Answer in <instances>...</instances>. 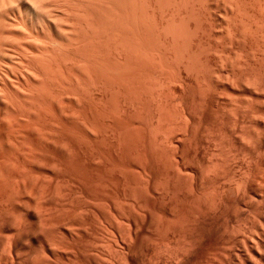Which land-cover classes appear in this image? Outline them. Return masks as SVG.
<instances>
[{
    "label": "rangeland",
    "instance_id": "374dc122",
    "mask_svg": "<svg viewBox=\"0 0 264 264\" xmlns=\"http://www.w3.org/2000/svg\"><path fill=\"white\" fill-rule=\"evenodd\" d=\"M68 1L69 0H66V3H68ZM74 1H77V2H74ZM81 1L71 0V1H69L68 4H69V6H71V8H73L75 5L76 9L73 8L72 11L75 9L74 11H76L75 12L76 14H77V9H78L77 6L80 7L81 12H84L83 11L84 9L87 10L86 11V13L88 12L87 14H89L91 12L90 13L91 15L90 14L88 15V17H91V18L90 19L88 18V21H87V18L85 20V18L83 16H81V15L85 16L86 14L85 13L81 14L80 12H78V13H80V14H78L79 19L81 16L84 20L83 21L81 19L79 22V24H80L83 21V23H81L79 26L82 28L78 27V29H77V33L79 32L77 38H79L81 36L80 37L81 40L78 39V41L74 40L75 43H72L73 41L71 43H69L71 47L69 46V44L64 45L65 47H63V45H61L63 48L60 45L51 46V48L53 47L52 48L53 51L51 52L52 55L53 56H56L59 54L60 55L58 56V58L57 57H53L54 59L52 58L53 62H54V64H53L54 67L51 64V66H50L51 69H49V71H47L48 73L46 71H43L45 75H43V72L40 73L41 75H43L40 77L44 78V79L39 78L40 80H43V86H42V81H41L40 85L38 84L35 87L32 86V87L36 88V90H33L34 88H31V86L29 87V86L25 85V82H23L22 88L20 86H18V88H21V90L15 88L18 91V93L21 95V96L19 95L20 97H18V99H14V98H17V96H18V93L16 90H13L10 88L11 91H13V93H12L10 91L9 87L7 88V86H6V88L2 87V89L4 88V91H2V89H1V91L3 93L6 92L5 94H3L0 91V96H1L0 101L2 100L0 102L1 103L0 104V118L2 120L4 119L3 121L0 119V125H1L0 126V130H1V132H0V134H1L0 135V137H1L0 138V145H1L0 146V148H1L0 149V157L2 156V158H0V190H1L0 196L3 195V197L0 198V201H1L0 203H2V204H0V206L2 205L0 207V211H1L0 212L1 213L0 219L3 218L5 213L9 212L10 210H14L15 207L16 208L20 207L19 208L20 212L28 211V209H29V208H27L28 205L30 206V208L32 207L33 210L30 209L31 211H35L34 210L35 205H37L38 209H40L39 205H38V201H37V204H34V203H36V200H38L35 196L36 194L34 193V190L37 189V187H38V188L44 189V190L49 189L47 191L53 192V189H54V191L57 192L58 195H55L56 194L55 192L53 193L54 195L53 194L52 195L55 198L57 196L56 201L58 202V200H59V202L57 203L55 201L56 205L58 204V206L56 208H54V209H56L55 211L53 209V211L55 213L52 210L51 211L49 210V212H51V215L48 212L49 215L54 216L55 219L59 218L58 221H59V223L61 222L60 225L62 224L61 229L63 227H65L62 230V232L66 231L67 233L70 234V236L74 235L75 232H77V233L74 235V237L73 236L70 237L69 234H67L66 232H65L66 235L63 233L64 236H66V239H65V237H63V239H64V241L62 240L63 244L61 242V244L63 246L62 245L58 246L60 248V250L58 249V247L57 248L52 247L51 251L53 253L51 251L48 252V250L45 248V246H44V249L40 246L41 245V243H39L40 241L44 245V239L40 240L41 239L40 238L41 236L39 235L40 233H37V231L31 232L33 230H29L31 228L34 229V227H35L34 224L38 225L37 222L32 221V223H31L30 222L31 220L28 221L29 219L23 218L24 220H22L23 222H22L21 229L19 227H18L19 229L16 227L18 230L16 228H14L13 230L12 229H10V230L13 231L14 233L18 232L19 233L18 235L19 236L21 235L22 237H23V235H26V233H25L26 230L29 231V234H32L33 236L30 235L27 237V235H26V237L28 239L24 238V239H26L25 241H24V239H22L24 243H20V244L21 245L24 244V245H22V247L24 246L23 248H25V247L27 248L30 246L28 250L32 249L31 252L32 251L35 252L34 253L35 255L33 256V252L30 255L31 252L29 253V251H28V253H27L26 249H24L26 252L20 251L21 249L18 250L19 252L16 251L15 253L13 251H11L14 254H12L11 252H7V248H8V245H10L9 244L10 241H7V239L9 240V238H7L6 236L9 237V235H8L9 233H7L6 231L3 232V229L1 227L0 228V241H2V243L0 242V264H11V263L12 264H32V262H34V264H36L37 259L38 258L40 259L42 257V255H45V256L47 255L46 258H48V260L49 259L52 260L51 262L56 263L58 260L59 261V262H57L58 264H60V262H61V264H65V263L66 264H111V262H112V264H114L113 262L117 259H119V260H117L115 264H118V262H120V264H122V263L123 264H139V263L140 264H142V263L146 264L148 260L155 258V257L156 258L158 257L157 259L159 260V258H161L160 255L164 256V259H166L165 261L170 262L169 264H171V263L173 264V262H176V264H181V263L182 264H185V263L190 264V262H191V264H224V263L226 264L225 260H227V259H228L227 264H230V263L231 264H234V263L237 264L236 262H238V264L239 263L242 264L243 263V259L241 258L242 256H240V253H238V251L235 250V248L236 249L238 248V246H236L235 240L239 241V243L241 244L242 241L247 240V238L249 240V238H256V236L258 237L259 236L258 230L256 231L254 228V224L256 225L255 222L256 221L258 222V218H256L255 216L258 217L259 215H262V214L264 215V201H263L264 200V188H263L264 187L263 186L264 185V128H263L264 127V123H263L264 122V101H263L264 100V96H263L264 95V80L262 81V79H264V74H263L264 73V68H263L264 67V62H263L264 61V53H262L260 51L262 49V51L264 52V49H263L264 48V41H262V40H264V0H245L246 2L244 0H243L244 2L242 0H234V1L233 0L232 1L231 0H226V1L225 0L224 1H222V0H199V1L196 0V2H195V0H194V2L192 0H190L191 3H190V1H186V0H183V1L182 0H146V1H144V0H110V1L109 0H107V1H105V0H97V1L92 0V2H89V0H87L89 5H90V6L87 5L88 7L85 6V3L88 4L87 1L86 2L82 1L81 4L82 5L84 4L83 7L85 6L86 8L81 7L82 5L80 6L79 3ZM93 1L96 3L94 4ZM202 1L204 2V4H202L203 3ZM235 1H237L236 4H235ZM100 2H102V3H100ZM228 2H229V4H228ZM73 3H74V5H73ZM91 3H93V4H91ZM143 3L144 4L146 3L148 5H146V4L143 5ZM239 3H242V4L240 5ZM98 4H100V5H98ZM101 4L103 5V8L100 7V6H102ZM231 4H233V5L231 6ZM55 5L57 7V4H55ZM91 5H94V6L91 7ZM97 5H98V7H96ZM104 5H107V6L104 7ZM227 5L228 6L230 5L231 7H228ZM234 5H235V8L233 7ZM145 6H147L146 8H148L147 10L144 9ZM90 7L92 9H95V7H96V9H98V10L97 11H95L96 9L92 10ZM101 8L103 10L105 8L108 14H106L105 10L101 11L102 10ZM228 8H232V9H228ZM56 10H57V8H56ZM80 10L78 9V11H80ZM192 10H193V13H192ZM224 10H227L226 11L227 14ZM237 10H238V12H237ZM98 11L101 14L97 13ZM144 11L145 12L148 11L147 12L148 18H146L147 13L145 14ZM242 11H244L245 15H244V13H242ZM102 12H104V13L102 14ZM236 12H237V14H235ZM240 12H241V15H240ZM93 13H96V14H93ZM105 14H106V16L104 17L103 15H105ZM242 14H243L244 18L242 16ZM93 15L95 16V18H96V16H98L96 20L94 19ZM225 16H227L226 18L229 21V23H228V21L225 20L226 19ZM231 16H233L234 18ZM236 16L238 19L236 18ZM85 17H87V15ZM100 17L103 18L101 20H103L104 22H107V23H104L103 21H101ZM240 17H241V19H240ZM104 18H105V20H104ZM145 18L148 20V22H146L147 20ZM230 19H232V20L230 21ZM90 20L93 22H90ZM235 20H238L237 22L239 24L240 23L242 24V22L244 21V25L242 24V26H240L241 25L240 24L239 25L240 27H239L238 23L236 25ZM112 21L114 23L116 21H118V22H116L115 23L116 25H115ZM119 21H121V22H119ZM223 21H225L227 24ZM85 22H87V23H85ZM94 22H95V24H97V26H95V24L93 25ZM99 22H101V23L98 24ZM143 22H145L146 25H144L145 23H143ZM120 23H121V27L119 26ZM223 23H225L227 26ZM117 24L119 27L117 26ZM232 25H234V26L236 25L235 26L236 28L233 27ZM245 25H246V27H245ZM163 26H164V28H163L164 30L162 28H160ZM228 26H229V28H228ZM98 27H99V29H100V27H103V28H101L99 30ZM165 27H166V29H165ZM223 27L225 28V30L223 29ZM104 28H106V29H104ZM156 28H157V31H156ZM167 28H168V30H170L169 33H168ZM247 28L249 30L252 29L251 30L252 32L249 33V30ZM117 29H118V31H117ZM122 29H124V31L127 33H124V31H122ZM141 29L144 31H141ZM146 29L149 31H146ZM158 29L161 30L162 32H159ZM94 30H96V32L94 34L91 33V32H94ZM119 30H120V33H119ZM231 30H232V32H231ZM240 30H242V31H240ZM81 31H83V32H81ZM98 31L99 32L101 31V32L99 33ZM117 32L121 35H118ZM244 32L249 33V34H246V36H242L243 34L245 35ZM159 33H160V35H157ZM161 33H163L164 35ZM252 33H253V35H251ZM85 34H86V36H85ZM96 34L99 37H97ZM126 34H128L129 36ZM226 34H227V36H225ZM240 34H242V35H240ZM100 35H102V36L100 37ZM142 35H144L146 38ZM172 35L174 36V38ZM229 35H232V38L236 36L235 38H233L235 41ZM247 35H249L250 38H249V36L247 38ZM255 35H256L257 39L259 38V40H258L259 43H256L258 41L255 39L256 38ZM126 36H127L128 41L126 40ZM137 36H140V37L142 36L141 38H143L145 40V43H144L143 39H141L142 43L140 40L139 45H138V41H139L140 37H138L139 38L138 39ZM251 36L254 38H252ZM120 37L122 40L120 39ZM180 37L184 38V39L181 40ZM186 37H187V39L189 37L190 40H187ZM237 37L238 38L240 37L238 39V41H237ZM100 38H101V40H100ZM133 38H136V39H133ZM225 38L227 39V41ZM147 39H149V40H147ZM178 39L183 44L186 41L187 43H185L183 46L188 45L187 49L188 50L190 49V51H188L186 49V47L184 48L181 45L180 41H178ZM246 39H247V41H246ZM250 39H251V41H249ZM86 40H87L88 44L86 43ZM124 40H126V41H124ZM242 40H244L245 43ZM254 40L256 42H254ZM121 41H123V42H121ZM189 41L190 42L192 41V44ZM260 41H261V43H260ZM118 42H120V43H118ZM148 42H149V44H148ZM227 42L228 43L231 42V43H233V45L235 44L234 47L231 46L232 45L231 43L229 45ZM237 42L239 43V45ZM251 42L253 44H251ZM262 42H263V44H262ZM85 43H86V45H84ZM117 43H118V45H117ZM135 43H137V44L135 45ZM140 43L142 46L144 44L147 47V50L145 49L146 47H143L140 49V47H141ZM146 43L149 47L146 45ZM107 44H108V46H105ZM119 44H120V46H119ZM122 44H123V47L121 48ZM126 44H127V48L130 47L129 49L125 48ZM227 44H228V46H227ZM236 44L238 46H236ZM72 45H73V48H72ZM116 45L119 46L121 49L119 47H116ZM133 45H135V49H133L134 48ZM256 45H258V46L260 45V47H258V46L255 47ZM92 46H94V47H92ZM104 46H105V48H104ZM181 46H182L183 50H181V48H180ZM190 46H192V47H190ZM229 46H231L230 49L228 48L230 51L227 49V47H229ZM242 46H246V47H242ZM66 47H70V48H66ZM136 47L137 48L139 47V50ZM240 47H242V48H240ZM57 48H59V49H57ZM65 48H66V50H65ZM74 48L77 50H75ZM81 48H83L82 50H84V49L85 50L82 51ZM88 48H90V49H88ZM191 48H194V49L191 50ZM224 48H226L227 50L226 49L224 50ZM238 48H240V50H238ZM243 48L247 49L246 50L247 52L245 51V49L243 50ZM248 48L249 49L252 48L254 50L250 51ZM258 48H259L258 53H260V54L256 53L258 51ZM119 49H120V52H119ZM136 49H137V51H135ZM195 49L198 51L195 52ZM241 49H242V53H241ZM92 50L95 52L93 53ZM185 50L187 53H190V55H193V53H192L193 51L195 53L194 56L197 55V57H195V58L191 56L194 59V62H196V67H195V63H191V62H193L192 58H190V60H189V58H186L189 54L187 55ZM64 51H66V52H64ZM105 51H107V52L105 53ZM140 51H141L140 55L142 54L141 55L142 58H143V56L145 57V55H146V57L143 58V61L139 55ZM220 51H222V53ZM253 51H255V52H253ZM122 52H124V53H122ZM129 52H131L130 53L131 56H133L135 54L136 57L133 56L131 58L130 54H128ZM136 52H138V54ZM142 52H145V55H143L144 53H142ZM252 52H253V54H252ZM86 53L87 54L92 53L91 54L92 56L90 54H88L89 56L87 55L88 56L87 57ZM107 53H109V54L107 55ZM120 53L122 54V57H121ZM126 53L129 55V58H130V60L127 58V60H129V62L126 60L127 63L125 61V58L128 57V55H126ZM146 53L150 54V56ZM235 53L237 54V57L232 56V55L236 56ZM61 54L63 56L65 55V56L62 57ZM74 54H76V56L78 58ZM83 54H84V56H82ZM184 54L186 56H184ZM229 54H230V57L227 56ZM238 54L239 55L243 54L242 55L243 60H240V59H242V56L239 57ZM246 54H248V55L250 54V56H248ZM123 55L126 57H123ZM251 55H253L252 58L254 59V61L253 60L251 61V59H252V58H250ZM67 56H69V57H67ZM95 56H96V59H95ZM198 56H199V58H198ZM60 57L62 58L61 60L59 59ZM79 57H80V60H79ZM85 57H87V58H85ZM188 57H190V56H188ZM260 57H261V59H260ZM81 58L84 60H81ZM229 58L230 59L232 58V59L230 60ZM57 59H59V61ZM90 59L91 60L93 59V62H95V63H92V62L89 63ZM98 59H99V61H98ZM123 59H124V63H123ZM139 59H140V61H138ZM144 59L147 60V62L145 60L146 63L144 62ZM198 59H200V60H198ZM219 59H220V61H219ZM54 60H56V62L57 61L60 62V64L58 62L56 63ZM70 60H71V62H70ZM148 60L150 62H148ZM233 60H234V62H236V60H237V62H239V63L236 62V65H235V63H233ZM248 60H250L251 62L249 63ZM64 61H66L67 63H65ZM83 61L85 64L83 63ZM72 62H74V63H72ZM81 62H82V64H80ZM104 62H105V64H103ZM139 62H142V63H139ZM240 62L242 63V65L244 67L241 65ZM253 62H255V63H253ZM260 62L263 65V67L261 66V64H259ZM51 63H52V61H51ZM96 63L98 64L97 66H95ZM197 63H202V64H198V65H202V68L197 69V68L201 67V66H197ZM56 64H59L57 68L55 67V66H57ZM159 64L161 65L160 66L161 70H159L160 69ZM191 64H194V65H191ZM245 64H247V65L249 64L248 66L250 68H251V66H253V67L250 69ZM81 65L84 66V68L86 67L85 71L83 70ZM232 65H234L236 67L234 70H233L234 66H232ZM254 65L255 66L259 65V67L261 66L262 68L261 69L259 67L255 68ZM70 66H72V67L75 66L74 68L77 67L76 70H78V68H82V69H79L78 71L73 69V70H75V71H73V70H71L72 68ZM88 66H89V68H88ZM62 67L63 68L65 67L64 68L65 70L61 69ZM54 68H56V69H54ZM92 68L94 69L93 71L90 70ZM101 68H103V69H101ZM149 68H151V69H149ZM154 68H156L157 70H155ZM195 68L197 69V71H195L196 70ZM238 68H239V70L235 71ZM247 68H249V69H247ZM257 68L259 69L257 71L258 73L255 72L257 70ZM52 70H55V72H57L56 74H58V75L60 74L62 76H63V72H64V75L66 73V76H63L66 79H63V77L62 76L60 77V75L55 76V72H53L54 75L53 74L51 75ZM61 70H62V72H60ZM66 70H68V71H66ZM81 70L83 72H85V74ZM230 70H231V73H230ZM241 70H243V71H241ZM248 70H250V71H248ZM80 71L84 75H82V73H80ZM96 71H98V72H96ZM139 71H140V74H139ZM244 71H246L247 73L250 72V74L252 76L249 74V77L252 78L251 79L252 81L255 80L253 83L250 80H248L247 77L245 78L244 75H246V72H244ZM252 71L254 73H252ZM91 72H94V74L93 73L91 74ZM67 73H68V75L69 74H72V76L75 75L77 80L73 76L74 80L72 81L69 76L67 77ZM88 73H90V75H92V76H90ZM97 73L99 75H97ZM233 73H234V75H233ZM101 74H102V76H100ZM257 74H258V77H257ZM48 75L49 76L51 75L54 78H51V76L49 78H47ZM77 75H80V76H78V78H77ZM44 76L46 77V79ZM84 76L87 78H85ZM94 76H95V79H93ZM98 76H100L101 79L103 78L105 81L103 79L100 80L98 78ZM140 76H143V78ZM236 76H238V77L240 76L241 79L240 78L237 79ZM247 76H248V74H247ZM259 76H261V78ZM138 77H140L141 79ZM253 77L254 78L256 77V78L254 79ZM67 78H68L69 82L66 81ZM82 78H84L85 80ZM96 78H98V79H96ZM257 78H259V80H261L262 82L261 81L259 82V80H257ZM47 79L49 81L51 80V82H49ZM78 79L81 82H77V81H79ZM87 79H89V80H87ZM44 80H45V82H44ZM46 80L48 82H46ZM55 80H58V81L55 82ZM92 80L94 81L93 83H92ZM95 80H96V82H95ZM59 81H60V83H59ZM64 81L66 83L67 82L68 83L66 84ZM103 81L105 83L106 82L107 83L105 84ZM136 81H138V82H136ZM240 81H242L244 83H242V82L240 83ZM145 82H146V84H145ZM245 82L248 86L245 85ZM81 83H82L81 86L83 88L79 85ZM139 83H141L143 87ZM56 84L59 86H57ZM63 84L66 85L67 88H65L66 86L64 87ZM74 84L75 85L77 84L76 87H74L75 86ZM88 84H91L90 86H92V87L88 86ZM68 85H70V86H68ZM139 85H140V88H139ZM243 85H245L246 89ZM253 85L254 86L256 85V87H253ZM85 86H86V88H85ZM144 86H145V88H144ZM23 87L25 89L26 88L27 89L24 90ZM44 87L46 88L45 90H44ZM59 87H61V89ZM69 87H72V88H69ZM99 87H101V88H99ZM141 87H142V89H141ZM30 88L32 91H30ZM37 88H39L40 90L38 89V91H37ZM62 88H64V89H62ZM69 89H70V91H69V93H66L67 94L66 95L64 92H68L67 90H69ZM28 90L30 91L32 96L28 92ZM141 90H143V92ZM241 90H243L242 91L243 95H241L242 93H240ZM247 90H249V91H247ZM25 91H27L26 94L25 93L23 94V92H25ZM33 91H35V92H33ZM254 91H255V93H254ZM85 92H86V94L84 95ZM248 92H249V94H248ZM75 93L77 95H74ZM252 93H253V95H252ZM256 93H258V94L255 95ZM2 94L4 95V97ZM11 94L14 95L15 97L12 96ZM27 94H28V96H27ZM22 95H25V97L24 96L22 97ZM29 95L32 97V99ZM46 95H47L48 100H50L51 102L46 100V98H45ZM229 95H231L232 97ZM41 96H43V97L41 98ZM59 96L61 97L60 98L61 100L58 98ZM67 96L70 99L64 98ZM224 96H225V98H224ZM235 96H237V100H235L236 99V98H234ZM246 96H247V98H246ZM262 96H263V98H262ZM5 97H6V99H5ZM27 97L31 99L30 101L33 100V103L36 104L35 107H34V104H31L32 102L29 103V101H28L29 99L27 100ZM73 97L74 98L77 97V99L76 98L74 99ZM219 97H220V100L218 99ZM240 97H243V98H240ZM2 98H4V99H2ZM21 98H22V100H21ZM63 98H64V100H63ZM228 98H232V99L234 98L233 102H232V99L230 100ZM248 98H249V100H248ZM250 98H251V100H250ZM10 99L11 100L13 99L14 102L11 101ZM24 99L28 103H26ZM65 99L66 100L68 99L67 102L65 101ZM71 99H72V101H71ZM3 100H5V101H3ZM44 100H45V102H44ZM76 100H77V102H76ZM221 100H224V101L221 102ZM7 101H9V103L12 102L11 105H9V103L6 104ZM35 101H37V102H35ZM68 101H71V102H68ZM240 101L241 102L243 101V102L241 103ZM246 101L250 102V103H246ZM23 102H24V104L26 103L27 106H25V105L23 106V104H22ZM39 102H41V103L39 104ZM54 102L57 104V106L55 105ZM58 102H59V104H58ZM78 102H80V103H78ZM238 102H239V105L241 104L240 106L238 105ZM44 103L46 106L44 105ZM51 103L53 106L51 105ZM76 103L80 106H78ZM13 104L15 105V106H13L15 108L11 107ZM38 104L39 105L43 104L40 106L42 108V110ZM66 104L68 107H70V109L66 106ZM71 104H74V106ZM109 104L111 107L108 106ZM242 104H244V105L242 106ZM256 104L257 105L260 104L259 105L260 107L259 106L256 107L257 106ZM47 105H51V106L47 107ZM247 105H249V106H247ZM250 105L252 107L254 105L255 108L254 107L253 108L255 110ZM1 106H2V108H1ZM3 107H5V109ZM27 107H29V108H27ZM37 107H39V108L37 109ZM45 107H47V108H45ZM53 107L55 109H52ZM235 107H236V111L234 109ZM33 108H34V110H31ZM48 108H51V111ZM62 108H63V110H61ZM67 108L70 111L67 110ZM73 108L75 109V111ZM220 108H221V110H224V112L221 111ZM223 108H225V109H223ZM1 109H3L4 111ZM12 109L15 111H12ZM35 109H36V111H35ZM56 109L58 110V112ZM238 109H240V110H238ZM245 109H246L247 113H245L246 112V111H244ZM21 110H23V111H21ZM26 110H27V112H26ZM39 110H41V111H39ZM54 110L58 113V116H57V113H55V115H53L55 112ZM60 110H61V112L63 111L64 113L67 112V114L65 115L63 112L61 113ZM228 110H230V111L233 110L231 112H234L235 114L233 113V115H232L231 112ZM7 111H8V113H7ZM31 111H33V112H31ZM37 111H39V112H37ZM45 111L47 113H44ZM72 111L75 113V115ZM48 112L49 113L51 112V114H48ZM259 112L262 114H260ZM29 113H30V115H29ZM33 113H34V115H33ZM36 113L39 114V116ZM42 113H43V115H42ZM68 113L69 114L72 113L73 115L72 114L69 115ZM237 113H239V114H237ZM254 113H256V114L254 115ZM225 114H226V116H225ZM236 114L239 115L240 117L237 116ZM246 114H248L249 117ZM6 115L9 116V120L7 119L8 117ZM60 115H61V118H60ZM71 115H72L73 119L71 118ZM228 115H229V117H231V119H229ZM1 116L2 117L4 116L5 118L4 117L2 118ZM10 116L13 118V120ZM40 116L42 119L40 118ZM66 116H67V118H66ZM221 116H223V117H221ZM234 116L236 119L233 118ZM16 117H17V119L19 118V121L16 120ZM217 117H219L220 119ZM256 117L257 118L260 117V119L257 120ZM32 118H33V120H32ZM232 118L234 120H237V121H234ZM251 118H253V119H251ZM69 119L71 121H69ZM239 119L242 120V122ZM10 120H12V121H10ZM27 120H28V123H27ZM230 120L234 123V126ZM32 121L35 125L34 124L30 125V123H32ZM34 121L35 122L38 121V122L35 123ZM253 121H255V122H253ZM257 121H259L258 125L256 124ZM9 122H10V124H8ZM251 122H252V125H251ZM235 123L237 126L235 125ZM255 124L257 126H254ZM9 125H11V126H9ZM28 125L32 126V127L29 128ZM5 126H6V129L4 128ZM13 128H14V130H13ZM20 128L23 130L25 128L24 131L25 132L29 131V132L28 133H25L24 131L22 132V130H20ZM27 128H29L30 130H32L34 128V130H32L33 133L34 132L36 133V131H39L42 134L37 132L35 135V133L33 134L32 131H30ZM11 130H13V132H11ZM26 130H28V131H26ZM225 130L227 132H224ZM259 130H261V132ZM7 131L11 132V133H9V134H11V136L14 133L13 136L11 137ZM250 131L253 132L254 134L251 133ZM18 133H19V135H18ZM228 134H230L231 136ZM237 134H240V135H237ZM21 135L24 138H22ZM18 137L20 139H18ZM25 137H27V138H25ZM41 137L45 140V143ZM11 138H13V139H11ZM15 138H16V140H15ZM21 138H22V140H21ZM28 138L30 139V141ZM40 138L42 139V141ZM31 141L32 142L34 141L33 143H35L36 141L37 142L33 146V143ZM46 141H48V143ZM6 142H8L7 144H9V145L11 142L12 143L9 146L6 144ZM29 142H31V143H29ZM1 143H3V144H1ZM13 143H15L16 146ZM17 143H19V144L17 145ZM237 143H239V145ZM244 143H246V144H244ZM29 144L34 149V152L36 149L38 151H36L35 153L33 151H31L32 148L29 146ZM42 144H44V146ZM226 144H227V146H226ZM240 144H241V146H240ZM260 144H261V146H260ZM20 145H21V147H20ZM37 145H39V147ZM35 146L37 148H35ZM10 147H12V150L14 149L13 153H12V150ZM22 147L27 148V149L24 148L25 149L24 153L25 154L27 153L26 154L27 156L23 155L24 153H22L23 152L22 150H24V149ZM249 147H250V149H248ZM18 148L21 150H19ZM244 148H247L248 151H246L247 149H244ZM28 149H29V151H28ZM3 151L6 153H4ZM18 151H19V153H18ZM242 151H243V153H242ZM3 153L6 155V158H3V157H5V155ZM16 153H18V154L16 155ZM20 153L22 155L19 156ZM30 153H32V154H30ZM39 153H40V156H39ZM229 153H230V155H229ZM7 154L8 155L11 154V156L8 157ZM34 154H37V155H34ZM31 155H33V158L35 156H36L35 158H38V157L39 158L33 159ZM15 156L18 158H16ZM11 157L13 158V160ZM14 157H15V159H14ZM23 157H24V159H23ZM25 157H27V158H25ZM29 158H31V159H29ZM224 158H225V160H224ZM22 160H24L25 162ZM28 160L29 161L31 160V162L34 160V163L33 162L31 163ZM19 161H21V162H19ZM26 161H28V162L26 163ZM218 162H219V164H218ZM20 163H22V165L24 167ZM28 163H29V165H28ZM14 164H16L15 167H14ZM24 168H27V169L24 170ZM12 169L15 170L16 172L14 173ZM16 169H18V170H16ZM212 169L215 170V174H214V171ZM18 171H19V173H18ZM219 172H221V173H219ZM202 173L204 174V176ZM205 173H207V174H205ZM212 175H214V176L217 175V176L214 177ZM218 176H219V178H217ZM167 178H168V181H167ZM215 178H217V179H215ZM33 179H35V181L36 182L38 181V182L36 183ZM211 179H213V180H211ZM39 181H41V182H39ZM212 181H214V182H212ZM34 182H35L36 186L33 187ZM43 182H45V183H43ZM38 183H40L39 186L37 185ZM11 184H12V186H11ZM16 184L18 185L19 188H17ZM8 185L10 186V188ZM47 186H50L52 189L49 187L47 188ZM12 187L14 189V190L12 189L14 191V193H15V191H18L17 193H15V195H17V196L13 195V191L11 190ZM27 187H28V189H27ZM44 187L47 189H45ZM242 187L244 188L245 191L242 190L243 189ZM261 187H262V189H261ZM8 188H9V191L10 190L12 191V193L10 192L11 194L9 193ZM57 189H59V190H57ZM19 190H20V192H19ZM61 190H63V191H61ZM58 191L60 193L63 192L66 196L62 193L60 194ZM231 191H233V193H231ZM236 191H239V192H236ZM153 193H155V194H153ZM4 195H7V196L5 197ZM9 195H13V196H15V199L20 200L19 202H18V200L17 201L15 200L16 204L14 205V209H12L13 207H10L9 202L6 203V201H8L10 198V197H8ZM31 195L34 196V199L32 198ZM59 195H64V198L62 196H59ZM229 196H231L230 199L232 201L229 199ZM58 197L60 199H58ZM233 197H235V198H233ZM244 197H246V198H244ZM255 198H257V199H255ZM5 199H8V200H5ZM60 200L63 201L64 206H63V204H61L62 201L60 203ZM249 200H250V202H249ZM239 201L241 202L240 205H239ZM25 202H28L30 204H28V203L25 205L20 204V203L24 204ZM68 202L70 205L68 204ZM135 202L137 203V206H136ZM235 204H238V205H235ZM258 204H260V205H258ZM7 206H8V208H7ZM21 206H23V208ZM101 206L104 208H102ZM253 206H255V207L253 208ZM62 207L64 208V210ZM262 207H263V209H262ZM6 208H7V211H6ZM132 208L134 211L136 210L135 214H132V213H134L132 211ZM59 209H61V210H59ZM114 209H115V211H114ZM138 209H140V210H138ZM41 210H43V208H41ZM44 210L42 212L45 215L48 214V213H46V211L48 209L46 211H44ZM108 210H110V212ZM171 210H172V212H171ZM2 211L3 212L6 211V212L3 214ZM38 211L39 210L36 209L35 212H38ZM242 211H244V212H242ZM42 212H40V214L37 213L40 218H41ZM57 212L58 213L60 212V213L58 214ZM105 212L107 214H105ZM259 212H261V213H259ZM43 213H42V215H44ZM137 214H138V216H137ZM115 215H117V217ZM122 215H124V217ZM130 215L132 216V218L130 217ZM118 216H119V218H118ZM251 216H252V218H251ZM42 217H44V216H42ZM103 217H105V218H103ZM45 218L46 217H44L43 219H45ZM72 219H73V221L69 222ZM74 219H75V221H74ZM115 219H116V221H115ZM136 219H137V221H135ZM237 219H239V220H237ZM46 220H47V218H46ZM99 220L102 224L99 222ZM102 220H104L105 222ZM106 220H109L110 222L106 221ZM63 222H64V224H63ZM68 222L70 225L73 223L72 226H70L68 224ZM38 223H40V222H38ZM74 223H76V224L74 225ZM124 223H126V224H124ZM132 223L133 224L135 223V225H134V228H131V231L133 232V230H135V234L129 230L130 225H128V224H132ZM23 224H24V226H23ZM32 225L34 227H31ZM178 225H180V226H178ZM38 226H36L34 230L38 229ZM101 226H103V227H101ZM66 227L67 228L70 227V228L66 229ZM23 228L26 230H23ZM72 228H74V229L77 228V229H75V231H74V229L72 230ZM234 229H235V231H234ZM15 230H17V231L15 232ZM69 230H72L73 232L69 231ZM138 230H140V231H138ZM250 230H251V232H250ZM21 231H23V232L21 233ZM246 231H247V233H245ZM1 232L3 234H1ZM35 232L39 235V236L37 235L39 237V240L37 242L40 245H38V243H35V241H34V239L35 240L38 239V237L37 238L34 237ZM70 232H72V234ZM129 232H130V234H129ZM242 232H244V233H242ZM184 233H185V235L187 234L188 236L183 235ZM232 233L233 234L235 233V234L233 235ZM111 234H113L112 235L113 237L111 236ZM189 234H190L191 238H187V237H189ZM232 235H233V238H232ZM129 236H130V238L128 239ZM162 236H165V237H162ZM179 236L181 238H178ZM182 236H184V237H182ZM227 236H228V238H227ZM31 237L34 238L33 239L34 243H32V241L29 240ZM176 237L178 240H180L181 243H185L187 240V243L190 245L189 249H191V250H188V256L186 257L187 260H186V258L174 259L172 257V254L174 253L173 251H175L176 248L178 249L179 246L181 245V243H179L178 240L176 241ZM223 237L225 238V240ZM235 237H236V239H235ZM243 237L244 238L247 237V238L244 240ZM68 238H69V240H68ZM132 238H134V240ZM155 238H156V240H155ZM161 238H163V239H161ZM167 238H169L168 241H166ZM72 239H73V241H72ZM152 239H153V241H152ZM157 239H158V242H157ZM181 239L184 242H182ZM65 240L71 244L68 243V245H67V242ZM163 240L165 242H163ZM190 240L192 242L191 243L192 245L190 244ZM229 240L232 242L230 243ZM113 241L114 242L117 241V243H118L117 244L118 247L116 248L117 255H116V253H115V255H113L114 253H112L108 249V246H106L107 243L113 242ZM154 241L156 242L155 244H154ZM161 241L163 244L161 243ZM123 242H124V244H123ZM149 242H151V243H149ZM159 243H160V245H162L161 247H159L160 246ZM176 243H177V246L179 245L178 247L176 246ZM223 243H225V244L227 243L228 248H227V245H224ZM232 243H233V245H232ZM4 244H5V246H4ZM31 244H33V245H31ZM35 244H36V247H35ZM169 244L171 247L168 246ZM150 245H151V247L149 248ZM39 246H40V248H39ZM68 246L70 248L71 247L72 248L70 249ZM157 246H158V248H157ZM217 246H219L218 249H217ZM244 246H245V248L247 247L246 244ZM260 246H262V245H260V244L258 245V247H257V248H259L258 250L263 251L264 247H260ZM67 247L69 248V250ZM221 247H223L222 250L223 249L225 250V251H223L224 254L222 256H221V253H223V252L221 251ZM38 248L40 249V252H39ZM54 248H56L55 250H57V251H55V250L53 251ZM159 248H160V250H159L160 252L158 251ZM172 248H173V250H172ZM226 248L228 250L234 249L232 251L235 252L236 255H235V257L234 256L233 257L235 259L238 256L236 258L238 260L235 259L236 261H233L234 259H232V257L229 258L228 255H226L227 254ZM165 249H166V252H165ZM41 250H44V252L45 251H47V252H45V254L40 255L41 252L44 253ZM58 250H59V252H58ZM62 250L63 251L65 250V251L62 252ZM117 250H118V252H117ZM127 250H128V252H127ZM171 250L173 253L171 252ZM8 251H9V249H8ZM36 251L38 254L36 253ZM67 251H69V252H67ZM169 251H170V253H169ZM243 251L244 250H242V253H244ZM245 251L247 254H250L248 252L247 248ZM262 251H258V252L261 253ZM70 252H71V254H68ZM109 252H110V254H109ZM121 252H123V253L126 252V253L122 254ZM190 253H192V254H190ZM263 253H264V251H263ZM7 254H9V255H7ZM60 254H62V255L60 256ZM108 254L111 256H109ZM39 255H40V257H37ZM123 255H124V257H123ZM263 255H262V257H264ZM15 256L17 258H14ZM35 256L37 257V259L35 258ZM97 256H99V257H97ZM151 256H152V258H151ZM223 256L225 259L223 258ZM6 257H8L9 259ZM62 257H64L63 259H66V260H63ZM65 257H67V258H65ZM101 257H103V258H101ZM110 257H113L115 260L113 261V259L112 258L110 259ZM120 257H122L123 259ZM252 257L254 258V260L256 258H257L256 259L257 261L259 260L258 255H256V254L253 255ZM12 258H13V260H12ZM97 258H98V260H97ZM104 258H107V259L104 260ZM146 258H148V259H146ZM59 259H62V260H59ZM100 259H102V260H100ZM140 259H141V261H140ZM221 259H222V262H224V263L221 262ZM54 260H56V261H54ZM120 260H122V262ZM125 260H126V262H124ZM171 260H174V261L171 262ZM181 260H182V262H181ZM184 260H185V263H184ZM240 260L242 262H240ZM256 260H255V262L257 263ZM167 262L165 264H167ZM228 262H230V263H228Z\"/></svg>",
    "mask_w": 264,
    "mask_h": 264
},
{
    "label": "bare ground",
    "instance_id": "6f19581e",
    "mask_svg": "<svg viewBox=\"0 0 264 264\" xmlns=\"http://www.w3.org/2000/svg\"><path fill=\"white\" fill-rule=\"evenodd\" d=\"M69 1H71V0H69ZM69 1H68V3H69ZM79 1H81V0H79ZM83 2H86L87 0H82ZM82 1L79 3L80 4V6L82 5L81 3H82ZM97 1V0H96ZM105 1H107V0H105ZM110 1V0H109ZM144 1H146V0H144ZM183 1V0H182ZM186 1H190V0H186ZM193 2H194V0H192ZM199 1V0H198ZM222 1H224V0H222ZM226 1V0H225ZM232 1V0H231ZM234 1V0H233ZM243 1V0H242ZM245 1V0H244ZM243 1V2H244ZM73 2V1H72ZM74 2H77V1H74ZM89 2H92V0L90 1L89 0ZM143 2V1H142ZM185 2V1H184ZM195 2H196V0H195ZM201 2V1H200ZM203 2V1H202ZM230 2V1H229ZM229 2H228V4H229ZM236 2L237 1H235V4H236ZM246 2V1H245ZM68 3H66V0H0V91H1V89H2V87H5L6 88V86H7V88L9 87V89L11 88V89H13V90H16V89H20L21 90V88H22V83L23 82H25V85H27V86H31V88H34L35 86H37L38 84L40 85V83H41V81H42V86H43V80H40L39 78H43V77H40V76H43V75H45L44 74V72L43 71H49V69H51L50 68V66H51V64H52V66H53V64H54V62H53V57H57L58 58V56L60 55L59 53V55H56V56H53L52 55V48H51V46H53V45H63V47H65L64 45H66V44H69V43H71L72 41V43H75L74 42V40H76V41H78V39L79 40H81L80 39V37L79 38H77V36H78V33H77V29H78V27L80 26V24L81 23H83V18L81 17V16H83L84 18H85V20H86V18H87V21H88V18L90 19L91 17H88V15L91 13H89V14H87L86 13V11L87 10H83L84 12H81V10H80V7L79 6H77V8L80 10V11H78V9H77V14L75 13L76 11H74L76 8H75V5H74V3H73V5H74V7L73 8H75L73 11H72V9L73 8H71V6H69V4ZM87 3H88V1H87ZM93 3L95 4L96 2H94L93 1ZM93 3H91V4H93ZM98 3V2H97ZM100 3H102V2H100ZM105 3V2H104ZM190 3H191V1H190ZM227 3V2H226ZM232 3V2H231ZM55 4H57V7H56V5ZM71 4V3H70ZM106 4V3H105ZM146 4V3H145ZM144 3H143V5H145ZM201 4V3H200ZM202 4H204V2L202 3ZM201 4V5H202ZM240 5L242 4V3H239ZM78 5V4H77ZM84 5V4H83ZM83 5L81 6V7H83ZM87 5H89V3L88 4H86L85 3V6H87ZM98 5H100V4H98ZM98 5L96 6V7H98ZM102 5V4H101ZM146 5H148V4H146ZM183 5V4H182ZM185 5V4H184ZM190 5V4H189ZM233 4H231V6H232ZM84 6V7H85ZM90 6V5H89ZM94 5H91V7H93ZM107 5H104V7H106ZM228 6V5H227ZM230 5L228 6V7H231ZM238 6V5H237ZM236 6V7H237ZM57 8V10H56V8ZM83 7V8H84ZM88 7V6H87ZM90 7V8H91ZM96 7H95V9H96ZM100 7H102L103 8V5L102 6H100ZM99 7V8H100ZM147 6H145V8L144 9H148V8H146ZM193 7V6H192ZM234 8H235V5L233 6ZM241 7V6H240ZM86 8V7H85ZM89 8V9H90ZM101 8V9H102ZM92 9V8H91ZM95 9H92V10H95ZM143 9V10H144ZM228 9H232V8H228ZM227 9V10H228ZM240 9V8H239ZM98 9H96L95 11H97ZM104 10H105V12H106V14H108L107 13V11H106V9L104 8ZM103 9L101 10V11H104ZM142 10V11H143ZM227 10H224L225 12L227 11ZM241 10V9H240ZM243 10V9H242ZM100 11V10H99ZM99 11L97 12V13H99ZM230 11V10H229ZM78 12H80L81 14L83 13H85L86 15H87V17H85L84 15H81L80 16V19H79V16H78V14H80V13H78ZM145 12V11H144ZM148 11H146L145 12V14L147 13ZM195 12V11H194ZM232 12V11H231ZM230 12V13H231ZM237 12H238V10H237ZM237 12L235 13V14H237ZM104 12H102V14H103ZM192 13H193V10H192ZM191 13V14H192ZM242 13H244V11H242ZM93 14H96V13H93ZM99 14H101V13H99ZM106 14L105 15H103L104 17L106 16ZM144 14V13H143ZM197 14V13H196ZM226 14H227V12H226ZM225 14V15H226ZM233 14V13H232ZM91 15V14H90ZM98 15V14H97ZM194 15V14H193ZM234 15V14H233ZM240 15H241V12H240ZM244 15H245V13H244ZM192 16V15H191ZM242 16H243V14H242ZM93 17H94V19L96 20L97 19V17L98 16H96V18H95V16L93 15ZM109 17V16H108ZM193 17V16H192ZM200 17V16H199ZM227 16H225V18H226ZM229 17V16H228ZM231 17H233V16H231ZM230 17V18H231ZM239 17V16H238ZM146 18H148V13H147V16H146ZM145 18V19H146ZM234 18V17H233ZM236 18H237V16H236ZM243 18H244V16H243ZM83 20L80 24H79V22H80V20ZM93 19V20H94ZM101 19H103V18H101L100 17V20ZM107 19V18H106ZM144 19V20H145ZM223 19V18H222ZM238 19V18H237ZM240 19H241V17H240ZM246 19V18H245ZM104 20H105V18H104ZM143 20V21H144ZM147 20V19H146ZM145 20V21H146ZM221 20V19H220ZM226 21H228L227 20V18L225 19ZM232 19H230V21H231ZM98 21V20H97ZM101 21H103V20H101ZM108 21V20H107ZM236 21V25H237V21L238 20H235ZM90 22H93V21H91L90 20ZM104 22V21H103ZM102 22V23H103ZM113 22V21H112ZM116 22H118V21H116ZM115 22V23H116ZM119 22H121V21H119ZM146 22H148V20L146 21ZM223 22H225V21H223ZM85 23H87V22H85ZM101 22H99L98 24H100ZM104 23H107V22H104ZM114 23V22H113ZM114 23V24H115ZM143 23H145V22H143ZM226 23V22H225ZM225 23H223V24H225ZM228 23H229V21H228ZM95 24V22L93 23V25ZM148 24V23H147ZM227 24V23H226ZM225 24V25H226ZM231 24V23H230ZM235 24V23H234ZM241 24V23H240ZM239 23H238V26L240 25ZM242 24L244 25V21L242 22ZM242 24L240 25V26H242ZM83 25V24H82ZM104 25V24H103ZM102 25V26H103ZM116 25V24H115ZM144 25H146V23L144 24ZM235 25V26H236ZM248 25V24H247ZM88 26V25H87ZM95 26H97V24H95ZM99 26V25H98ZM117 26H118V24H117ZM119 26L121 27V23L119 24ZM118 26V27H119ZM162 26V25H161ZM227 26V25H226ZM231 26V25H230ZM233 27H235L234 25H232ZM239 26V27H240ZM250 26V25H249ZM90 27V26H89ZM105 27V26H104ZM146 27V26H145ZM225 27V26H224ZM223 27V29L225 30V28ZM245 27H246V25H245ZM79 28H82V27H79ZM96 28V27H95ZM101 28H103V27H100V29ZM116 28V27H115ZM123 28V27H122ZM125 28V27H124ZM128 28V27H127ZM159 28V27H158ZM160 28H164V26L163 27H160ZM227 28V27H226ZM228 28H229V26H228ZM227 28V29H228ZM236 28V27H235ZM234 28V29H235ZM89 29V28H88ZM94 29V28H93ZM98 29H99V27H98ZM99 29V30H100ZM104 29H106V28H104ZM144 29V28H143ZM165 29H166V27H165ZM240 29V28H239ZM242 29V28H241ZM248 29V28H247ZM82 30V29H81ZM127 30V29H126ZM159 30V29H158ZM164 30V29H163ZM167 30H168V28H167ZM237 30V29H236ZM246 30V29H245ZM249 30V29H248ZM252 29H250L249 30V33H251L252 31H251ZM117 31H118V29H117ZM122 31H124V29H122ZM128 31V30H127ZM141 31H144V30H142L141 29ZM146 31H149V30H147L146 29ZM156 31H157V28H156ZM228 31V30H227ZM234 31V30H233ZM240 31H242V30H240ZM239 31V32H240ZM81 32H83V31H81ZM80 32V33H81ZM96 32V30H94V32H91V33H95ZM99 32V31H98ZM101 32V31H100ZM99 32V33H100ZM104 32V31H103ZM102 32V33H103ZM159 32H162L161 30H159ZM164 32V31H163ZM170 32V30H168V33ZM230 32V31H229ZM228 32V33H229ZM231 32H232V30H231ZM230 32V33H231ZM236 32V31H235ZM234 32V33H235ZM106 33V32H105ZM119 33H120V30H119ZM118 32H117V34L118 35H121V34H119ZM124 33H127V32H125L124 31ZM146 33V32H145ZM144 33V34H145ZM172 33V32H171ZM238 33V32H237ZM245 33V32H244ZM249 33H245V35L243 34H240V35H242V36H246V34H249ZM88 34V33H87ZM90 34V33H89ZM123 34V33H122ZM161 34H163V33H161ZM232 34V33H231ZM83 35V34H82ZM97 35V34H96ZM124 35V34H123ZM126 35H128V34H126ZM141 35V34H140ZM148 35V34H147ZM157 35H160V33L159 34H157ZM164 35V34H163ZM236 35V34H235ZM251 35H253V33L251 34ZM85 36H86V34H85ZM102 35H100V37H101ZM129 36V35H128ZM142 36H144V35H142ZM141 36V37H142ZM173 36V35H172ZM225 36H227V34L225 35ZM229 36H231V38H232V35H229ZM228 36V37H229ZM234 36V35H233ZM248 36L249 35H247V38H248ZM88 37V36H87ZM97 37H99L98 35H97ZM122 37V36H121ZM121 37H120V39H121ZM124 37V36H123ZM138 37H140V36H137V38ZM140 37V39H139V41H138V45H139V42H140V40L141 39H143V38H141ZM145 37V36H144ZM148 37V36H147ZM227 37V38H228ZM236 37V36H235ZM235 37H233V38H235ZM252 37V36H251ZM255 37H256V35H255ZM76 38V39H75ZM85 38V37H84ZM96 38V37H95ZM119 38V37H118ZM146 38V37H145ZM173 38H174V36H173ZM230 38V37H229ZM232 38V39H233ZM240 38V37H239ZM238 37H237V41H238V39H239ZM249 38H250V36H249ZM252 38H254V37H252ZM86 39V38H85ZM129 39V38H128ZM133 39H136V38H133ZM132 39V40H133ZM137 39V40H138ZM180 39L181 40H183L184 38H181L180 37ZM186 39H187V37H186ZM226 39V38H225ZM242 39V38H241ZM257 41L259 40V38L257 39V37L255 38ZM84 40V39H83ZM98 40V39H97ZM100 40H101V38H100ZM99 40V41H100ZM122 40V39H121ZM126 40H127V36H126ZM126 40H124V41H126ZM130 40V39H129ZM147 40H149V39H147ZM187 40H190L189 39V37H188V39ZM230 40V39H229ZM234 40V39H233ZM245 40V39H244ZM244 40H242L243 42H244ZM261 40V39H260ZM89 41V40H88ZM128 41V40H127ZM143 41H144V43H145V40L143 39ZM178 41H180L179 39H178ZM185 41V40H184ZM226 41H227V39H226ZM235 41V40H234ZM246 41H247V39H246ZM249 41H251V39L249 40ZM262 41H264V40H262ZM104 42V41H103ZM121 42H123V41H121ZM136 42V41H135ZM190 42V41H189ZM254 42H256L255 40H254ZM79 43V42H78ZM84 43V42H83ZM86 43H87V40H86ZM86 43L84 44V45H86ZM101 43V42H100ZM108 43V42H107ZM118 43H120V42H118ZM118 43H117V45H118ZM126 43V42H125ZM124 43V44H125ZM130 43V42H129ZM141 43H142V40H141ZM141 43H140V45H141ZM180 43H181V41H180ZM185 43H187L186 41L184 42V44ZM191 44H192V41L190 42ZM228 43V42H227ZM231 43V42H230ZM230 43H228L229 45H230ZM236 43V42H235ZM238 43V42H237ZM245 43V42H244ZM256 43H259V41L258 42H256ZM260 43H261V41H260ZM88 44V43H87ZM137 43H135V45H136ZM148 44H149V42H148ZM179 44V43H178ZM183 43H181V45L183 46L184 45ZM225 44V43H224ZM228 44H227V46H228ZM232 45L231 46H233L234 47V45H233V43H231ZM243 44V43H242ZM251 44H253L252 42H251ZM262 44H263V42H262ZM116 45V47H119L120 46V44H119V46H117ZM135 45H133L134 46V48L133 49H135ZM146 45H147V43H146ZM180 45V44H179ZM238 45H239V43H238ZM237 44H236V46H238ZM246 45V44H245ZM68 46V45H67ZM69 46H70V44H69ZM77 46V45H76ZM90 46V45H89ZM96 46V45H95ZM105 46H108V44L107 45H105ZM105 46H104V48H105ZM126 46V47H125ZM124 47L125 48H127V44L125 45ZM129 46V45H128ZM148 46V45H147ZM182 46L180 47L181 48V50H183V48H182ZM188 46V45H187ZM187 46H183L184 48L186 47V49H187ZM225 46V45H224ZM231 46H229V47H227V49L229 48L230 49V47ZM241 46V45H240ZM258 45H256L255 47H257ZM262 46V45H261ZM62 47V46H61ZM62 47V48H63ZM71 47V46H70ZM70 47H66V48H70ZM85 47V46H84ZM88 47V46H87ZM91 47V46H90ZM92 47H94V46H92ZM123 47V44L121 45V48ZM132 47V46H131ZM143 47H146L144 44H143V46L141 45V47H140V49L141 48H143ZM149 47V46H148ZM190 47H192V46H190ZM242 47H246V46H242ZM242 47H240V48H242ZM249 47V46H248ZM258 47H260V45L258 46ZM66 48H65V50H66ZM72 48H73V45H72ZM77 48V47H76ZM108 48V47H107ZM120 48V47H119ZM120 48V49H121ZM130 47H128L127 49H129ZM137 48V47H136ZM195 48V47H194ZM194 48H191V50L192 49H194ZM237 48V47H236ZM240 48H238V50H240ZM262 48V47H261ZM57 49H59V48H57ZM75 49V48H74ZM73 49V50H74ZM83 48H81V50H82ZM88 49H90V48H88ZM99 49V48H98ZM120 49H119V52H120ZM124 49V48H123ZM122 49V50H123ZM138 50H139V47L137 48ZM137 49L135 50V51H137ZM146 50H147V47L145 48ZM226 48H224V50H225ZM226 49V50H227ZM228 49V50H229ZM245 48H243V50H244ZM249 49V48H248ZM264 49V48H263ZM55 50V49H54ZM72 50V49H71ZM75 50H77V49H75ZM74 50V51H75ZM85 50V49H84ZM84 50H82V51H84ZM131 50V49H130ZM143 50V49H142ZM188 50V49H187ZM222 50V49H221ZM235 50V49H234ZM247 49H245V51H246ZM250 51H252V50H254V49H249ZM257 50V49H256ZM255 50V51H256ZM58 51V50H57ZM56 51V52H57ZM73 51V52H74ZM79 51V50H78ZM87 51V50H86ZM99 51V50H98ZM126 51V50H125ZM129 51V50H128ZM132 51V50H131ZM134 51V52H135ZM145 51V50H144ZM188 51H190V49L188 50ZM196 51H198V50H196L195 49V52ZM223 51V50H222ZM222 51H220L221 53H222ZM230 51V50H229ZM236 51V50H235ZM234 51V52H235ZM255 51H253V52H255ZM262 53H264L263 51H262V49L260 50ZM64 52H66V51H64ZM68 52V51H67ZM92 52L94 53L95 51H93L92 50ZM107 51H105V53H106ZM184 52V51H183ZM185 52H186V50H185ZM192 52V51H191ZM225 52V51H224ZM239 52V51H238ZM247 52V51H246ZM253 52H252V54H253ZM259 52V48H258V51L256 52V53H258ZM76 53V52H75ZM78 53V52H77ZM82 53V52H81ZM80 53V54H81ZM98 53V52H97ZM96 53V54H97ZM103 53V52H102ZM122 53H124V52H122ZM131 52H129L128 54H130ZM137 54H138V52H136ZM140 53H141V51L139 52V55H140ZM142 53H144L143 55H145V52H142ZM149 53V52H148ZM148 53H146V54H148ZM187 53V52H186ZM193 53V55H190V53H187V55L188 56H190V57H186V58H189V60H190V58H192V57H197V55L196 56H194V51L192 52ZM191 53V54H192ZM241 53H242V49H241ZM261 53V54H262ZM56 54V53H55ZM63 54V53H62ZM61 54V56L62 57H64L63 55ZM79 54V53H78ZM85 54V53H84ZM84 54L82 55V56H84ZM88 54H90V53H88ZM87 53H86V56L88 55ZM92 54V53H91ZM90 54V55H91ZM109 53H107V55H108ZM121 54V53H120ZM127 53H126V55H128ZM183 54V53H182ZM198 54V53H197ZM234 54V53H233ZM236 54V53H235ZM244 54V53H243ZM242 54V55H243ZM258 54H260V53H258ZM75 56H76V54H74ZM95 55V54H94ZM142 55V54H141ZM141 55H140V57H141ZM149 56H150V54H148ZM239 55V54H238ZM242 55H239V57H241ZM246 55H248V54H246ZM245 55V56H246ZM70 56V55H69ZM69 56H67V57H69ZM73 56V55H72ZM79 56V55H78ZM81 56V57H82ZM89 56V55H88ZM87 56V57H88ZM92 56V55H91ZM103 56V55H102ZM130 56H131V54H130ZM133 56H135V54L133 55ZM133 56H131V58L133 57ZM148 56V57H149ZM184 56H186L185 54H184ZM192 56V57H191ZM227 56H229L230 57V54L229 55H227ZM232 56H234V57H237V54H236V56L235 55H232ZM248 56H250V54L248 55ZM252 56L253 55H251V57L250 58H252ZM255 56V55H254ZM77 57V56H76ZM87 57H85V58H87ZM121 57H122V54H121ZM123 57H126V56H124L123 55ZM136 57V56H135ZM139 57V58H140ZM145 57H146V55H145ZM144 56H143V58H145ZM201 57V56H200ZM225 57V56H224ZM53 58V59H52ZM78 58V57H77ZM83 58V57H82ZM81 58V60H84V59H82ZM92 58V57H91ZM127 58L130 60V58H129V55H128V57H126L125 58V61L127 60ZM138 58V57H137ZM142 58V57H141ZM143 58H142V61H143ZM198 58H199V56H198ZM203 58V57H202ZM223 58V57H222ZM247 58V57H246ZM256 58V57H255ZM259 58V57H258ZM257 58V59H258ZM60 60L62 59L61 57L59 58ZM59 59H57L58 61H59ZM65 59V58H64ZM63 59V60H64ZM89 59V58H88ZM94 59V58H93ZM93 59L91 60L90 59V62L89 63H95V62H93ZM95 59H96V56H95ZM149 59V58H148ZM221 59V58H220ZM220 59H219V61H220ZM224 59V58H223ZM230 59V58H229ZM232 59V58H231ZM230 59V60H231ZM238 59V58H237ZM245 59V58H244ZM248 59V58H247ZM260 59H261V57H260ZM78 60V59H77ZM79 60H80V57H79ZM129 60H127L128 62H129ZM137 60V59H136ZM145 60L146 59H144V62H145ZM150 60V59H149ZM148 60V62H150ZM198 60H200V59H198ZM197 60V61H198ZM205 60V59H204ZM226 60V59H225ZM240 60H243V56H242V59H240ZM254 61V59L252 58L251 59V61ZM51 61H52V63H51ZM55 62H56V60H54ZM57 61V62H58ZM67 61V60H66ZM66 61H64L65 63H67ZM96 61V60H95ZM98 61H99V59H98ZM127 61H126V63H127ZM138 61H140V59L138 60ZM137 61V62H138ZM192 61L193 62H191V63H195V67H196V62H194V59L192 58ZM202 61V60H201ZM239 61V60H238ZM249 61V63L251 62L250 60H248ZM256 61V60H255ZM259 61V60H258ZM262 61V60H261ZM56 62V63H57ZM70 62H71V60H70ZM75 62V61H74ZM74 62H72V63H74ZM80 62V61H79ZM87 62V61H86ZM136 62V61H135ZM146 62H147V60H146ZM145 62V63H146ZM200 62V61H199ZM228 62V61H227ZM236 62H237V60H236ZM236 62H234V60H233V63H235V65H236ZM242 62V61H241ZM240 62V63H241ZM247 62V61H246ZM264 62V61H263ZM59 64H60V62H58ZM62 63V62H61ZM78 63V62H77ZM76 63V64H77ZM83 63H84V61H83ZM123 63H124V59H123ZM134 63V62H133ZM139 63H142V62H139ZM161 63V62H160ZM189 63V62H188ZM222 63V62H221ZM232 63V62H231ZM237 63H239V62H237ZM244 63V62H243ZM253 63H255V62H253ZM258 63V62H257ZM59 64H56L57 66H55L56 68L58 67V65ZM80 64H82V62L80 63ZM85 64V63H84ZM103 64H105V62L103 63ZM148 64V63H147ZM198 64H202V63H197V66H201V67H199V68H197V69H200V68H202V65H198ZM259 64H261V62L259 63ZM66 65V64H65ZM73 65V64H72ZM75 65V64H74ZM79 65V64H78ZM98 64L96 63L95 64V66H97ZM144 65V64H143ZM150 65V64H149ZM191 65H194V64H191ZM238 65V64H237ZM241 65H242V63H241ZM245 65H247V64H245ZM249 65V64H248ZM247 65V66H248ZM252 65V64H251ZM250 65V66H251ZM82 66V65H81ZM86 66V65H85ZM94 66V65H93ZM92 66V67H93ZM145 66V65H144ZM160 64H159V68H160ZM232 66H234V65H232ZM240 66V65H239ZM243 66V65H242ZM261 66L263 67V65L261 64ZM259 67V65L258 66H255L254 65V67L256 68V67H259L260 69L262 68V67ZM54 67V66H53ZM72 69L71 70H73V69H75L76 70V68H74L75 66H70ZM101 67V66H100ZM156 67V66H155ZM244 67V66H243ZM246 67V66H245ZM249 67V66H248ZM253 66H251V68H252ZM56 68H54V69H56ZM65 68V67H64ZM63 67L61 68V69H64ZM82 68H83V70L85 71V68H84V66H82ZM82 68H78V70L79 69H82ZM88 68H89V66H88ZM87 68V69H88ZM91 68V67H90ZM144 68V67H143ZM157 68V67H156ZM156 68H154L155 70H157ZM236 67L234 66L233 67V70L235 69ZM250 68V67H249ZM249 68H247V69H249ZM250 68V69H251ZM264 68V67H263ZM59 69V68H58ZM57 69V70H58ZM69 69V68H68ZM96 69V68H95ZM101 69H103V68H101ZM140 69V68H139ZM149 69H151V68H149ZM196 69V68H195ZM197 69L195 70V71H197ZM246 69V70H247ZM65 70V69H64ZM75 70H73V71H75ZM78 70H76V71H78ZM90 70H94L93 68L92 69H90ZM100 70V69H99ZM142 70V69H141ZM148 70V69H147ZM159 70H161V68L159 69ZM164 70V69H163ZM237 70H239V68L238 69H236L235 71H237ZM259 69L257 68V70L255 71V72H257ZM66 71H68V70H66ZM82 71V70H81ZM80 71V73H82ZM143 71V70H142ZM241 71H243V70H241ZM248 71H250V70H248ZM41 72H43V75H41L40 73ZM53 72H55V70H52V73H51V75L53 74ZM60 72H62V70L60 71ZM71 72V71H70ZM69 72V73H70ZM95 72V71H94ZM94 72H91V74L93 73L94 74ZM96 72H98V71H96ZM146 72V71H145ZM148 72V71H147ZM201 72V71H200ZM244 72H246V71H244ZM48 73V72H47ZM57 72H55V76L56 75H58V74H56ZM84 74H85V72H83ZM82 73V75H84ZM100 73V72H99ZM142 73V72H141ZM230 73H231V70H230ZM252 73H254L253 71H252ZM258 73V72H257ZM75 74V73H74ZM79 74V73H78ZM87 74V73H86ZM89 75H90V73H88ZM139 74H140V71H139ZM147 74V73H146ZM241 74V73H240ZM245 74V73H244ZM247 74H248V76H247ZM249 74H250V72H246V75H244L245 76V78L247 77V79L248 80H250L252 83L255 81L254 79L256 78H254L253 80L254 81H252L251 79L252 78H250L249 77ZM264 74V73H263ZM50 75V76H51ZM54 75V74H53ZM60 75V74H59ZM58 75V76H59ZM81 75V76H82ZM97 75H99L98 73H97ZM233 75H234V73H233ZM238 75V74H237ZM242 75V74H241ZM251 75V74H250ZM255 75V74H254ZM253 75V76H254ZM260 75V74H259ZM39 76V77H38ZM49 75H48V77L47 78H49L50 77ZM62 75H60V77H61ZM63 76H66V73H65V75H64V72H63ZM62 76V77H63ZM70 77V79L73 81L74 80V78H73V76L75 77V79H76V76L75 75H73L72 76V74H69L68 75V73H67V77ZM78 76H80V75H77V78H78ZM90 76H92V75H90ZM100 76H102V74L100 75ZM100 76H98V78L100 79V80H102L101 78H100ZM243 76V75H242ZM252 76V75H251ZM256 76V75H255ZM45 77V76H44ZM59 77V78H60ZM85 77V76H84ZM89 77V76H88ZM140 77H142L143 78V76H140ZM140 77H138V78H140ZM237 77V79L238 78H240V76L238 77V76H236ZM257 77H258V74H257ZM260 78H261V76H259ZM263 77V76H262ZM51 78H54V77H52L51 76ZM80 78V77H79ZM85 78H87V77H85ZM91 78V77H90ZM89 78V79H90ZM98 78H96V79H98ZM44 79V78H43ZM45 79H46V77H45ZM63 79H66V78H64L63 77ZM69 79V80H70ZM82 79H84V78H82ZM89 79H87V80H89ZM93 79H95V76H94V78ZM141 79V78H140ZM145 79V78H144ZM241 79V78H240ZM239 79V80H240ZM244 79V78H243ZM48 80V79H47ZM46 80V82H48ZM54 80V79H53ZM77 80V79H76ZM75 80V81H76ZM79 80V79H78ZM85 80V79H84ZM86 80V81H87ZM104 80V79H103ZM257 80H259V78H257ZM264 79H262V81H263ZM58 80H55V82H57ZM61 81V80H60ZM60 81H59V83H60ZM63 81V80H62ZM66 81H68V78H67V80ZM99 81V80H98ZM105 81V80H104ZM103 81V82H104ZM143 81V80H142ZM243 81V80H242ZM242 81H240V83L242 82ZM261 80H259V82H260ZM261 81V82H262ZM44 82H45V80H44ZM49 82H51V80L49 81ZM65 82V81H64ZM69 82V81H68ZM67 82V83H68ZM77 82H81L80 80L79 81H77ZM83 82V81H82ZM88 82V81H87ZM94 81L92 80V83H93ZM95 82H96V80H95ZM101 82V81H100ZM136 82H138V81H136ZM135 82V83H136ZM147 82V81H146ZM146 82H145V84H146ZM248 82V81H247ZM66 83V82H65ZM64 83V84H65ZM66 83V84H67ZM89 83V82H88ZM105 83V82H104ZM107 83V82H106ZM105 83V84H106ZM242 83H244V82H242ZM46 84V83H45ZM48 84V83H47ZM63 84V85H64ZM72 84V83H71ZM70 84V85H71ZM139 84H141V83H139ZM250 84V83H249ZM261 84V83H260ZM24 85V86H25ZM57 85V84H56ZM70 85H68V86H70ZM75 85V84H74ZM77 85V84H76ZM76 85L74 86V87H76ZM80 86L82 85V83L81 84H79ZM84 85V84H83ZM91 84H88V86H90ZM96 85V84H95ZM98 85V84H97ZM102 85V84H101ZM245 85H247L246 84V82H245ZM245 85H243L244 87H245ZM251 85V84H250ZM249 85V86H250ZM257 85V84H256ZM256 85L254 86L253 85V87H256ZM16 86V87H15ZM18 86H20L21 88H18ZM26 86V87H27ZM32 86H34V87H32ZM50 86V85H49ZM48 86V87H49ZM57 86H59V85H57ZM66 85H64V87H65ZM87 86V87H88ZM141 86H142V84H141ZM146 86V85H145ZM145 86H144V88H145ZM248 86V85H247ZM62 87V86H61ZM61 87H59L60 89H61ZM73 87V86H72ZM72 87H69V88H72ZM82 87V86H81ZM90 87H92V86H90ZM136 87V86H135ZM143 87V86H142ZM142 87H141V89H142ZM16 88V89H15ZM24 88V87H23ZM31 88H30V91H32L31 90ZM65 88H67V86L65 87ZM79 88V87H78ZM83 88V87H82ZM85 88H86V86H85ZM99 88H101V87H99ZM98 88V89H99ZM139 88H140V85H139ZM138 88V89H139ZM11 89H10V91H11ZM27 89V88H26ZM25 88H24V90H26ZM38 89L39 88H37V91H38ZM46 88L44 87V90H45ZM55 89V88H54ZM62 89H64V88H62ZM77 89V88H76ZM90 89V88H89ZM93 89V88H92ZM245 89H246V87H245ZM244 89V90H245ZM8 90V89H7ZM6 90V91H7ZM33 90H36V88H34ZM40 90V89H39ZM49 90V89H48ZM57 90V89H56ZM75 90V89H74ZM73 90V91H74ZM80 90V89H79ZM78 90V91H79ZM84 90V89H83ZM2 91H4V88L2 89ZM1 91V92H2ZM9 91V92H10ZM17 91V90H16ZM30 91L28 90V92L30 93ZM53 91V90H52ZM66 91V90H65ZM68 92H64L65 94L66 93H69V91H70V89L69 90H67ZM77 91V92H78ZM86 91V90H85ZM139 91V90H138ZM142 92H143V90H141ZM242 91L243 90H241V92L240 93H242ZM247 91H249V90H247ZM252 91V90H251ZM12 93H13V91H11ZM26 92L27 91H25V92H23V94L25 93L26 94ZM33 92H35V91H33ZM46 92V91H45ZM60 92V91H59ZM83 92V91H82ZM88 92V91H87ZM3 93V92H2ZM6 93V92H5ZM5 93H3V94H5ZM17 93H18V91H17ZM37 93V92H36ZM47 93V92H46ZM92 93V92H91ZM254 93H255V91H254ZM2 94V95H3ZM9 94V93H8ZM7 94V95H8ZM31 94V93H30ZM41 94V93H40ZM39 94V95H40ZM43 94V93H42ZM54 94V93H53ZM62 94V93H61ZM71 94V93H70ZM80 94V93H79ZM86 94V92L84 93V95ZM88 94V93H87ZM248 94H249V92H248ZM258 93H256L255 95H257ZM12 95V94H11ZM20 94L18 93V96H17V98H14L15 96L14 95H12V96H14L13 98L14 99H18V97H20L19 96ZM34 95V94H33ZM48 95V94H47ZM47 95H46V100H48V98H47ZM59 95V94H58ZM67 95V94H66ZM74 95H77L76 93L74 94ZM81 95V94H80ZM241 95H243V93L241 94ZM251 95V94H250ZM252 95H253V93H252ZM25 97V95H22V97ZM27 96H28V94H27ZM30 96V95H29ZM31 96H32V94H31ZM30 96V97H31ZM35 96V95H34ZM51 96V95H50ZM57 96V95H56ZM79 96V95H78ZM77 96V97H78ZM229 96H231V95H229ZM228 96V97H229ZM264 96V95H263ZM263 96H262V98H263ZM1 97V96H0ZM3 97H4V95H3ZM43 96H41V98H42ZM52 97V96H51ZM77 97H75L76 99H77ZM232 97V96H231ZM245 97V96H244ZM251 97V96H250ZM254 97V96H253ZM252 97V98H253ZM257 97V96H256ZM35 98V97H34ZM33 98V99H34ZM37 98V97H36ZM59 99L61 98L60 96L58 97ZM64 98H68V99H70L68 96L67 97H64ZM64 98H63V100H64ZM74 98V97H73ZM74 98V99H75ZM224 98H225V96H224ZM234 98H236L235 100H237V96H235ZM233 98V99H234ZM240 98H243V97H240ZM246 98H247V96H246ZM255 98V97H254ZM259 98V97H258ZM2 99H4V98H2ZM5 99H6V97H5ZM8 99V98H7ZM29 99V100H28ZM31 99H32V97H31ZM30 98H28L27 97V100L29 101V103H31V104H34L33 103V100L32 101H30L31 100ZM44 99V98H43ZM42 99V100H43ZM67 99V100H68ZM73 99V100H74ZM219 100H220V97L218 98ZM228 99H232V98H228ZM233 99H232V102H233ZM11 100V99H10ZM21 100H22V98H21ZM25 100V99H24ZM41 100V101H42ZM54 100V99H53ZM52 100V101H53ZM61 100V99H60ZM67 100L65 99V101L67 102ZM234 100V101H235ZM246 100V99H245ZM248 100H249V98H248ZM250 100H251V98H250ZM263 100V99H262ZM2 101V100H1ZM0 101V102H1ZM3 101H5V100H3ZM11 101H13V99L11 100ZM10 101V102H11ZM39 101V100H38ZM48 101H50V100H48ZM56 101V100H55ZM58 101V100H57ZM64 101V102H65ZM71 101H72V99H71ZM71 101H68V102H71ZM222 101H224V100H221V102ZM227 101V100H226ZM254 101V100H253ZM264 101V100H263ZM14 102V101H13ZM19 102V101H18ZM25 102H26V100H25ZM35 102H37V101H35ZM44 102H45V100H44ZM51 102V101H50ZM49 102V103H50ZM76 102H77V100H76ZM237 102V101H236ZM241 102V101H240ZM243 102V101H242ZM241 102V103H242ZM245 102V101H244ZM252 102V101H251ZM4 103V102H3ZM2 103V104H3ZM9 103V101H7L6 102V104H8ZM12 103V102H11ZM11 103H9V105H11ZM20 103V102H19ZM26 103H28V102H26ZM26 103L24 104V102L22 103L23 104V106L25 105V106H27L26 105ZM41 102H39V104H40ZM55 103V102H54ZM78 103H80V102H78ZM246 103H250V102H247L246 101ZM1 104V103H0ZM38 104V105H39ZM58 104H59V102H58ZM64 104V103H63ZM77 104V103H76ZM262 104V103H261ZM37 105V106H38ZM41 105H43V104H41ZM41 105H39V107L41 106ZM44 105H45V103H44ZM51 105H52V103H51ZM51 105H47V107L48 106H51ZM55 105L57 106V104L55 103ZM54 105V106H55ZM65 105V104H64ZM63 105V106H64ZM71 105H73L74 106V104H71ZM78 105V104H77ZM223 105V104H222ZM238 105H239V102H238ZM241 105V104H240ZM239 105V106H240ZM244 104H242V106H243ZM252 105V104H251ZM250 105V106H251ZM257 105V104H256ZM260 105V104H259ZM259 105H257L256 107H258ZM13 106H15L14 104L11 106L12 108H15V107H13ZM22 106V105H21ZM36 106V104H34V107ZM46 106V105H45ZM53 106V105H52ZM62 106V107H63ZM66 106H67V104H66ZM78 106H80V105H78ZM108 106H110V104L108 105ZM230 106V105H229ZM241 106V107H242ZM247 106H249V105H247ZM263 106V105H262ZM261 106V107H262ZM10 107V108H11ZM32 107V106H31ZM39 107H37V109L39 108ZM47 107H45V108H47ZM61 107V106H60ZM68 107V106H67ZM111 107V106H110ZM113 107V106H112ZM231 107V106H230ZM233 107V106H232ZM245 107V106H244ZM243 107V108H244ZM252 107V106H251ZM253 107H254V105H253ZM252 107V108H253ZM260 107V106H259ZM1 108H2V106H1ZM4 109H5V107H3ZM7 108V107H6ZM27 108H29V107H27ZM41 108V107H40ZM44 108V107H43ZM57 108V107H56ZM69 109H70V107H68ZM67 108V110H69ZM79 108V107H78ZM107 108V107H106ZM238 108V107H237ZM247 108V107H246ZM255 108V107H254ZM253 108V109H254ZM263 108V107H262ZM50 111H51V108H48ZM52 109H55L54 107L52 108ZM60 109V108H59ZM74 109V108H73ZM111 109V108H110ZM223 109H225V108H223ZM235 109V111H236V107L234 108ZM261 109V108H260ZM1 110H3V109H1ZM31 110H34V108L33 109H31ZM41 110H42V108H41ZM41 110H39V111H41ZM47 110V109H46ZM57 110V109H56ZM61 110H63V108L61 109ZM61 110H60V112H61ZM66 110V109H65ZM64 110V111H65ZM220 110H221V108H220ZM238 110H240V109H238ZM250 110V109H249ZM255 110V109H254ZM4 111V110H3ZM9 111V110H8ZM8 111H7V113H8ZM12 111H15V110H13L12 109ZM21 111H23V110H21ZM35 111H36V109H35ZM39 111H37V112H39ZM48 111V110H47ZM55 111V110H54ZM70 111V110H69ZM68 111V112H69ZM74 111H75V109H74ZM77 111V110H76ZM221 111H223L224 112V110H221ZM228 111H230V110H228ZM231 111H233V110H231ZM230 111V112H231ZM243 111V110H242ZM244 111H246V109L244 110ZM243 111V112H244ZM253 111V110H252ZM251 111V112H252ZM17 112V111H16ZM26 112H27V110H26ZM31 112H33V111H31ZM53 112V111H52ZM57 112H58V110H57ZM56 111L54 112V114L53 115H55V113H57ZM63 112V111H62ZM61 112V113H62ZM73 112V111H72ZM241 112V111H240ZM249 112V111H248ZM250 112V113H251ZM35 113V112H34ZM34 113H33V115H34ZM44 113H47L46 111L44 112ZM64 113V112H63ZM74 113V112H73ZM233 113L234 112H231V114L233 115ZM245 113H247V111L245 112ZM260 113V112H259ZM12 114V113H11ZM15 114V113H14ZM13 114V115H14ZM37 114V113H36ZM48 114H51V112L49 113L48 112ZM65 115L67 114V112L66 113H64ZM69 114V113H68ZM70 114H72V113H70ZM69 114V115H70ZM235 114V113H234ZM237 114H239V113H237ZM236 114V115H237ZM241 114V113H240ZM252 114V113H251ZM256 113H254V115H255ZM260 114H262V113H260ZM4 115V114H3ZM18 115V114H17ZM29 115H30V113H29ZM32 115V114H31ZM38 116H39V114H37ZM41 115V114H40ZM42 115H43V113H42ZM73 115V114H72ZM72 115H71V118H72ZM74 115H75V113H74ZM247 116H248V114H246ZM8 118V120H9V116L8 115H6ZM20 116V115H19ZM47 116V115H46ZM52 116V115H51ZM57 116H58V113H57ZM56 116V117H57ZM225 116H226V114H225ZM224 116V117H225ZM231 116V115H230ZM237 116H239V115H237ZM261 116V115H260ZM2 117V116H1ZM4 117V116H3ZM2 117V118H3ZM11 117V116H10ZM29 117V116H28ZM63 117V116H62ZM221 117H223V116H221ZM228 117H229V115H228ZM240 117V116H239ZM243 117V116H242ZM245 117V116H244ZM249 117V116H248ZM258 117V116H257ZM256 117V118H257ZM5 118V117H4ZM12 118V117H11ZM15 118V117H14ZM27 118V117H26ZM37 118V117H36ZM40 118H41V116H40ZM44 118V117H43ZM46 118V117H45ZM60 118H61V115H60ZM66 118H67V116H66ZM217 118H219V117H217ZM233 118H235V116L233 117ZM232 118V119H233ZM1 119V118H0ZM30 119V118H29ZM35 119V118H34ZM42 119V118H41ZM73 119V118H72ZM220 119V118H219ZM226 119V118H225ZM229 119H231V117H229ZM236 119V118H235ZM238 119V118H237ZM241 119V118H240ZM239 119V120H240ZM251 119H253V118H251ZM258 119H260V117L259 118H257V120ZM262 119V118H261ZM2 120V119H1ZM4 120V119H3ZM2 120V121H3ZM12 120H13V118H12ZM12 120H10V121H12ZM16 120L17 121H19V118L17 119V117H16ZM32 120H33V118H32ZM65 120V119H64ZM234 120V119H233ZM263 120V119H262ZM261 120V121H262ZM6 121V120H5ZM4 121V122H5ZM69 121H71L70 119H69ZM231 121V120H230ZM234 121H237V120H234ZM241 122H242V120H240ZM8 122V121H7ZM14 122V121H13ZM12 122V123H13ZM16 122V121H15ZM21 122V121H20ZM24 122V121H23ZM26 122V121H25ZM35 122V121H34ZM36 122H38V121H36ZM35 122V123H36ZM232 122V121H231ZM244 122V121H243ZM248 122V121H247ZM253 122H255V121H253ZM259 121H257V125L259 124L258 123ZM18 123V122H17ZM16 123V124H17ZM27 123H28V120H27ZM233 123V122H232ZM238 123V122H237ZM240 123V122H239ZM264 123V122H263ZM5 124V123H4ZM8 124H10V122L8 123ZM7 124V125H8ZM31 124H34L33 123V121H32V123H30V125ZM254 125V126H257V125ZM15 125V124H14ZM26 125V124H25ZM35 125V124H34ZM33 125V126H34ZM230 125V124H229ZM235 125H236V123H235ZM239 125V124H238ZM251 125H252V122H251ZM263 125V124H262ZM1 126V125H0ZM9 126H11V125H9ZM18 126V125H17ZM29 126V125H28ZM233 126H234V123H233ZM237 126V125H236ZM245 126V125H244ZM248 126V125H247ZM246 126V127H247ZM22 127V126H21ZM30 127H32V126H29V128ZM35 127V126H34ZM252 127V126H251ZM5 129H6V126L4 127ZM3 128V129H4ZM11 128V127H10ZM17 128V127H16ZM26 128V127H25ZM25 128H24V130H25ZM29 128H27V129H29ZM264 128V127H263ZM19 129V128H18ZM17 129V130H18ZM32 129V128H31ZM36 129V128H35ZM251 129V128H250ZM8 130V129H7ZM13 130H14V128H13ZM13 130H11V132H13ZM20 130H22V132L24 131L23 129H21L20 128ZM30 130V129H29ZM32 130H34V128L32 129ZM32 130H30V131H32ZM237 130V129H236ZM239 130V129H238ZM241 130V129H240ZM243 130V129H242ZM245 130V129H244ZM26 131H28V130H26ZM36 131V130H35ZM230 131V130H229ZM253 131V130H252ZM260 132H261V130H259ZM0 132H1V130H0ZM8 132V131H7ZM11 132H8V134L9 133H11ZM25 132V131H24ZM29 132V131H28ZM28 132H25V133H28ZM37 132H39V131H36V133ZM224 132H227L226 130L224 131ZM234 132V131H233ZM243 132V131H242ZM251 132V131H250ZM5 133V132H4ZM17 133V132H16ZM20 133V132H19ZM19 133H18V135H19ZM32 133H33V131H32ZM35 133V132H34ZM33 133V134H34ZM36 133H35V135H36ZM39 133H41V132H39ZM247 133V132H246ZM249 133V132H248ZM251 133H253V132H251ZM14 134V133H13ZM13 134H12V136H13ZM22 134V133H21ZM42 134V133H41ZM223 134V133H222ZM234 134V133H233ZM254 134V133H253ZM252 134V135H253ZM1 135V134H0ZM10 136H11V134H9ZM8 135V136H9ZM46 135V134H45ZM228 135H230V134H228ZM237 135H240V134H237ZM245 135V134H244ZM250 135V134H249ZM248 135V136H249ZM258 135V134H257ZM11 136V137H12ZM22 136V135H21ZM27 136V135H26ZM34 136V135H33ZM43 136V135H42ZM224 136V135H223ZM231 136V135H230ZM233 136V135H232ZM15 137V136H14ZM13 137V138H14ZM40 137V136H39ZM240 137V136H239ZM261 137V136H260ZM259 137V138H260ZM1 138V137H0ZM5 138V137H4ZM13 138H11V139H13ZM22 138H24L23 136H22ZM22 138H21V140H22ZM25 138H27V137H25ZM30 138V137H29ZM28 138V139H29ZM36 138V137H35ZM42 138V137H41ZM40 138V139H41ZM48 138V137H47ZM258 138V139H259ZM7 139V138H6ZM18 139H20L19 137H18ZM31 139V138H30ZM30 139H29V141H30ZM39 139V140H40ZM43 139V138H42ZM42 139H41V141H42ZM46 139V138H45ZM240 139V138H239ZM15 140H16V138H15ZM14 140V141H15ZM25 140V139H24ZM23 140V141H24ZM32 140V139H31ZM38 140V141H39ZM44 140V139H43ZM237 140V139H236ZM8 141V140H7ZM20 141V140H19ZM27 141V140H26ZM25 141V142H26ZM260 141V140H259ZM263 141V140H262ZM17 142V141H16ZM15 142V143H16ZM28 142V141H27ZM32 142V141H31ZM31 142H29V143H31ZM34 142V141H33ZM32 142V143H33ZM37 142V141H36ZM35 142V143H36ZM47 143H48V141H46ZM261 142V141H260ZM8 142H6V144H7ZM12 143V142H11ZM11 143H10V145H11ZM15 143H13L14 145H15ZM35 143H33V146H34V144ZM39 143V142H38ZM44 143H45V140H44ZM221 143V142H220ZM223 143V142H222ZM1 144H3V143H1ZM19 143H17V145H18ZM21 144V143H20ZM27 144V143H26ZM40 144V143H39ZM238 145H239V143H237ZM244 144H246V143H244ZM7 145H9V144H7ZM9 145V146H10ZM43 146H44V144H42ZM46 145V144H45ZM1 146V145H0ZM13 146V145H12ZM16 146V145H15ZM24 146V145H23ZM26 146V145H25ZM29 146H30V144H29ZM38 147H39V145H37ZM226 146H227V144H226ZM240 146H241V144H240ZM250 146V145H249ZM258 146V145H257ZM260 146H261V144H260ZM263 146V145H262ZM20 147H21V145H20ZM31 147V146H30ZM248 147V146H247ZM252 147V146H251ZM11 148V150H12V147H10ZM17 148V147H16ZM23 149L24 148H26V147H22ZM29 148V147H28ZM32 148V147H31ZM35 148H37L36 146H35ZM229 148V147H228ZM261 148V147H260ZM1 149V148H0ZM19 149V148H18ZM27 149V148H26ZM33 149V148H32ZM31 149V151H33L34 152V149L32 150ZM218 149V148H217ZM244 149H247V148H244ZM248 149H250V147L248 148ZM248 149L246 150V151H248ZM253 149V148H252ZM255 149V148H254ZM14 150V149H13ZM12 150V153L14 152ZM19 150H21V149H19ZM222 150V149H221ZM258 150V149H257ZM23 152L22 153H24L25 152V149L24 150H22ZM27 151V150H26ZM28 151H29V149H28ZM36 151H38L37 149L35 150V152ZM224 151V150H223ZM4 152V151H3ZM34 152V153H35ZM222 152V151H221ZM4 153H6V152H4ZM3 153V154H4ZM18 153H19V151H18ZM18 153H16V155L18 154ZM41 153V152H40ZM40 153H39V156H40ZM242 153H243V151H242ZM252 153V152H251ZM27 154V153H26ZM25 153L23 154L24 156L26 155ZM29 154V153H28ZM30 154H32V153H30ZM42 154V153H41ZM5 155V154H4ZM8 155V154H7ZM20 155H22L21 153L19 154V156ZM34 155H37V154H34ZM229 155H230V153H229ZM11 156V154H9L8 155V157H10ZM13 156V155H12ZM27 156V155H26ZM32 156V158H33V155H31ZM30 156V157H31ZM16 157V156H15ZM15 157H14V159H15ZM29 157V156H28ZM36 157V156H35ZM33 158V159H38V158ZM228 157V156H227ZM233 157V156H232ZM243 157V156H242ZM0 158H2V156L0 157ZM3 158H6V155H5V157H3ZM12 158V157H11ZM10 158V159H11ZM16 158H18V157H16ZM25 158H27V157H25ZM20 159V158H19ZM23 159H24V157H23ZM29 159H31V158H29ZM208 159V158H207ZM217 159V158H216ZM234 159V158H233ZM3 160V159H2ZM12 160H13V158H12ZM17 160V159H16ZM27 160V159H26ZM223 160V159H222ZM224 160H225V158H224ZM22 161H24V160H22ZM29 161V160H28ZM28 161H26V163L28 162ZM37 161V160H36ZM35 161V162H36ZM228 161V160H227ZM18 162V161H17ZM19 162H21V161H19ZM25 162V161H24ZM29 162H31V160L29 161ZM33 163H34V160L32 161ZM31 162V163H32ZM208 162V161H207ZM220 162V161H219ZM219 162H218V164H219ZM23 163V162H22ZM22 163H20L21 165H22ZM30 163V164H31ZM41 163V162H40ZM25 164V163H24ZM43 164V163H42ZM41 164V165H42ZM226 164V163H225ZM230 164V163H229ZM19 165V164H18ZM26 165V164H25ZM28 165H29V163H28ZM16 166V164H14V167ZM20 166V165H19ZM23 166V165H22ZM215 166V165H214ZM18 167V166H17ZM16 167V168H17ZM24 167V166H23ZM44 167V166H43ZM217 167V166H216ZM227 167V166H226ZM206 168V167H205ZM218 168V167H217ZM15 169V168H14ZM20 169V168H19ZM27 168H24V170H26ZM225 169V168H224ZM13 170V169H12ZM16 170H18V169H16ZM21 170V169H20ZM213 170V169H212ZM223 170V169H222ZM221 170V171H222ZM22 171V170H21ZM214 171V174H215V170H213ZM212 171V172H213ZM217 171V170H216ZM220 171V170H219ZM13 172L15 173L16 171L15 170H13ZM218 172V171H217ZM216 172V173H217ZM226 172V171H225ZM18 173H19V171H18ZM219 173H221V172H219ZM203 174V173H202ZM205 174H207V173H205ZM218 175V174H217ZM217 175H215V176H217ZM203 176H204V174H203ZM211 176V175H210ZM212 176H214V175H212ZM214 176V177H215ZM16 177V176H15ZM225 177V176H224ZM33 178V177H32ZM31 178V179H32ZM203 178V177H202ZM209 178V177H208ZM213 178V177H212ZM217 178H219V176L217 177ZM217 178H215V179H217ZM206 179V178H205ZM34 181H35V179H33ZM211 180H213V179H211ZM210 180V181H211ZM167 181H168V178H167ZM208 181V180H207ZM217 181V180H216ZM36 182V181H35ZM35 182L33 183L34 185H33V187L34 186H36V184H35ZM38 182V181H37ZM36 182V183H37ZM39 182H41V181H39ZM212 182H214V181H212ZM18 183V182H17ZM43 183H45V182H43ZM202 183V182H201ZM39 184L40 183H38L37 185L39 186ZM213 184V183H212ZM234 184V183H233ZM17 185V184H16ZM32 185V184H31ZM199 185V184H198ZM203 185V184H202ZM232 185V184H231ZM9 186V185H8ZM11 186H12V184H11ZM29 186V185H28ZM44 186V185H43ZM42 186V187H43ZM211 186V185H210ZM264 186V185H263ZM262 186V187H263ZM3 187V186H2ZM24 187V186H23ZM22 187V188H23ZM26 187V186H25ZM31 187V186H30ZM51 188L50 186H47V188ZM262 187H261V189H262ZM9 188H10V186H9ZM9 188H8V191H9ZM16 188V187H15ZM17 188H19L18 187V185H17ZM45 188V187H44ZM47 188H45V189H47ZM200 188V187H199ZM207 188V187H206ZM210 188V187H209ZM243 188V187H242ZM264 188V187H263ZM13 189V187L11 188V190ZM27 189H28V187H27ZM26 189V190H27ZM32 189V188H31ZM35 189V188H34ZM33 189V190H34ZM52 189V188H51ZM50 189V190H51ZM153 189V188H152ZM259 189V188H258ZM9 191V193L11 192L12 193V191L14 190H12V191ZM17 190V189H16ZM47 190H49V189H47ZM47 190H44V189H40V188H38L37 187V189H35L34 190V193L36 194L35 196H36V198L38 199V200H36V203H34V204H37V201H38V205H39V208L40 209H38V207H37V205H35V208H34V210L36 211V209L37 210H39L38 212H35V211H31L30 209H32V207L30 208V206L28 207L27 206V208H29L28 209V211H26V212H20V210H19V208H16L15 207V209H14V205L16 204V202H15V200L17 201L18 199H15V196H17V195H15V193H17L18 191H15V193H14V191H13V195H15V196H13V195H9L8 197H10L9 198V200L8 199H5V200H8V201H6V203H8L9 202V204H10V207H13L12 209H14V210H10L9 212H7V213H5L6 211H7V208H8V206H7V208H6V211L5 212H3L2 211V213L4 214V216H3V218L2 219H0V228L2 227V229H3V232H7V233H9L8 235H9V237L8 236H6L7 238H9V240L7 239V241H10L9 242V244L10 245H8V248H7V252H11V251H13L14 253L16 252V251H18V250H20V251H25L24 249H26V251H27V253H28V251H29V253L31 252V250L32 249H30V250H28L29 249V247H25V248H23L22 247V245H24V244H20V243H24L23 242V240L22 239H24V238H27L28 236H30V235H32V234H29V231H27L26 229H24L23 228V230H26L25 231V233H26V235H27V237H26V235H23V237L20 235H18L19 233L17 232V233H14L13 231H11L10 229H14V228H20L21 229V226H22V220H24L25 218L26 219H29L28 221H30L31 223H32V221H36L37 222V224L39 225H36V224H34L35 225V227L36 226H38V229H36V230H34L35 229V227L32 225L31 227H34V229L33 228H31V229H29V230H33V231H31V232H34V231H37V233H40L39 235L41 236L40 238V240H43L44 239V245H43V243L40 241L39 243H41V245L37 242L38 240H39V235L35 232L34 233V237L35 238H37L38 237V239L37 240H35L33 237H31L29 240L30 241H32V243H34L33 242V239H34V241H35V243H38V245H40L43 249H44V246H45V248L48 250V252L49 251H51V249H52V247H58V246H61L62 244H63V242H62V240L64 241V239H63V237H65V239H66V236H64V234L66 235V231H64V232H62V230L65 228V227H63L62 229H61V225H60V223H59V221H58V219L56 220L55 219V217L54 216H50L51 215V212H49V210L51 211H53V209L54 208H56L57 206H58V204L56 205V200H57V196H56V198L53 196L54 194V189H53V192L51 191V192H49V191H47ZM57 190H59V189H57ZM56 190V191H57ZM156 190V189H155ZM154 190V191H155ZM231 190V189H230ZM229 190V191H230ZM242 190H244V188L242 189ZM260 190V189H259ZM1 191V190H0ZM7 191V190H6ZM5 191V192H6ZM32 191V190H31ZM61 191H63V190H61ZM152 191V190H151ZM153 191V192H154ZM161 191V190H160ZM166 191V190H165ZM227 191V190H226ZM245 191V190H244ZM243 191V192H244ZM19 192H20V190H19ZM24 192V191H23ZM26 192V191H25ZM30 192V191H29ZM59 192V191H58ZM65 192V191H64ZM162 192V191H161ZM228 192V191H227ZM236 192H239V191H236ZM7 193V192H6ZM10 193V194H11ZM33 193V194H34ZM56 194L55 195H58V193L57 192H55ZM60 193V192H59ZM62 194H64L63 192H61ZM60 193V194H61ZM66 193V192H65ZM156 193V192H155ZM155 193H153V194H155ZM167 193V192H166ZM224 193V192H223ZM231 193H233V191H231ZM245 193V192H244ZM252 193V192H251ZM256 193V192H255ZM5 194V193H4ZM28 194V193H27ZM30 194V193H29ZM32 194V193H31ZM53 194V195H52ZM243 194V193H242ZM8 195V194H7ZM7 195H4L5 197L7 196ZM25 195V194H24ZM65 195V194H64ZM64 195H59V196H62L63 198H64ZM158 195V194H157ZM231 195V194H230ZM237 195V194H236ZM253 195V194H252ZM13 196V197H12ZM26 196V195H25ZM28 196V195H27ZM32 196V195H31ZM66 196V195H65ZM150 196V195H149ZM232 196V195H231ZM231 196H229V199H230V197ZM261 196V195H260ZM1 197H3V195L2 196H0V198ZM4 197V198H5ZM12 197V198H11ZM22 197V196H21ZM239 197V196H238ZM17 198V197H16ZM28 198V197H27ZM32 198L34 199V196H32ZM157 198V197H156ZM159 198V197H158ZM233 198H235V197H233ZM244 198H246V197H244ZM249 198V197H248ZM251 198V197H250ZM21 199V198H20ZM32 199V200H33ZM58 199H60L59 197H58ZM62 199V198H61ZM238 199V198H237ZM255 199H257V198H255ZM4 200V199H3ZM150 200V199H149ZM156 200V199H155ZM231 200V199H230ZM235 200V199H234ZM239 200V199H238ZM237 200V201H238ZM246 200V199H245ZM251 200V199H250ZM250 200H249V202H250ZM20 200H18V202H19ZM23 201V200H22ZM21 201V202H22ZM28 201V200H27ZM56 201V202H55ZM61 201L62 200H60V203H61ZM232 201V200H231ZM264 201V200H263ZM1 202V201H0ZM3 202V201H2ZM30 202V201H29ZM58 202H59V200H58ZM57 202V203H58ZM66 202V201H65ZM71 202V201H70ZM236 202V201H235ZM28 202H25L24 204L23 203H20L21 205H25V204H27ZM136 203V202H135ZM240 201H239V205H240ZM245 203V202H244ZM254 203V202H253ZM0 204H2V203H0ZM4 204V203H3ZM28 204H30V203H28ZM33 204V205H34ZM61 204H63V206H64V203H63V201H62V203ZM60 204V205H61ZM68 204H69V202H68ZM140 204V203H139ZM6 205V204H5ZM18 205V204H17ZM59 205V206H60ZM70 205V204H69ZM134 205V204H133ZM235 205H238V204H235ZM253 205V204H252ZM258 205H260V204H258ZM262 205V204H261ZM2 206V205H1ZM0 206V207H1ZM62 206V205H61ZM136 206H137V203H136ZM135 206V207H136ZM140 206V205H139ZM249 206V205H248ZM22 208H23V206H21ZM37 207V208H36ZM102 207V206H101ZM244 207V206H243ZM255 206H253V208H254ZM260 207V206H259ZM41 208H43V210L44 211H46L47 209V211H46V213H50V215H49V213L48 214H44L42 211L43 210H41ZM61 208V207H60ZM63 208V207H62ZM99 208V207H98ZM102 208H104V207H102ZM114 208V207H113ZM112 208V209H113ZM247 208V207H246ZM252 208V207H251ZM3 209V208H2ZM5 209V208H4ZM19 211H18V210ZM262 209H263V207H262ZM30 210V211H29ZM33 210V209H32ZM41 210V211H40ZM56 209H54V211H55ZM59 210H61V209H59ZM58 210V211H59ZM63 210H64V208H63ZM99 210V209H98ZM102 210V209H101ZM104 210V209H103ZM106 210V209H105ZM138 210H140V209H138ZM241 210V209H240ZM246 210V209H245ZM244 210V211H245ZM251 210V209H250ZM249 210V211H250ZM259 210V209H258ZM261 210V209H260ZM23 211V210H22ZM53 211V212H54ZM100 211V210H99ZM109 212H110V210H108ZM107 211V212H108ZM114 211H115V209H114ZM132 211L134 212V213H132V214H135V211L133 210V208H132ZM244 211H242V212H244ZM247 211V210H246ZM253 211V210H252ZM1 212V211H0ZM40 212H42L44 215H42V213H41V218L39 217V215L37 214V213H39L40 214ZM61 212V211H60ZM59 212V213H60ZM63 212V211H62ZM171 212H172V210H171ZM255 212V211H254ZM24 213V214H23ZM55 213V212H54ZM58 213V212H57ZM58 213V214H59ZM102 213V212H101ZM138 213V212H137ZM259 213H261V212H259ZM2 214V215H3ZM63 214V213H62ZM105 214H107L106 212H105ZM111 214V213H110ZM117 214V213H116ZM139 214V213H138ZM138 214H137V216H138ZM250 214V213H249ZM258 214V213H257ZM0 215H1V213H0ZM48 215V216H47ZM53 215V214H52ZM61 215V214H60ZM59 215V216H60ZM119 215V214H118ZM170 215V214H169ZM256 215V214H255ZM263 215V214H262ZM262 215H259L258 217L257 216H255L256 218H258V222L256 221L255 223H256V225L254 224V228H255V230L257 231L258 230V237L256 236V238H249V240H248V238H247V240H245L246 238H244L243 237V239L245 240V241H242V245L239 243V241H237V240H235V243H236V246H238V248L236 249L235 248V250H237L238 251V253H240V256H242L241 258L243 259V263L244 264H258L259 262V264H264V257H262V255L264 254L263 253V251H264V249H263V251L262 250H258L259 248H257L258 247V245L260 244V245H262V246H260V247H264V215L262 216ZM42 216H44V217H46L47 218V220H46V218L45 219H43L44 217H42ZM101 216V215H100ZM99 216V217H100ZM110 216V215H109ZM112 216V215H111ZM116 217H117V215H115ZM123 217H124V215H122ZM254 216V215H253ZM54 217V218H53ZM130 217L132 218V216L130 215ZM142 217V216H141ZM140 217V218H141ZM24 218V219H23ZM69 218V217H68ZM67 218V219H68ZM103 218H105V217H103ZM118 218H119V216H118ZM244 218V217H243ZM246 218V217H245ZM251 218H252V216H251ZM254 218V217H253ZM62 219V218H61ZM66 219V220H67ZM71 219V218H70ZM69 219V220H70ZM102 219V218H101ZM100 219V220H101ZM109 219V218H108ZM125 219V218H124ZM139 219V218H138ZM242 219V218H241ZM65 220V219H64ZM100 220H99V222H100ZM128 220V219H127ZM237 220H239V219H237ZM255 220V219H254ZM26 221V220H25ZM62 221V220H61ZM73 221V219L71 220V221H69V222H72ZM74 221H75V219H74ZM102 221H104V220H102ZM106 221H109V220H106ZM115 221H116V219H115ZM124 221V220H123ZM135 221H137V219L135 220ZM38 222H40V223H38ZM69 222H68V224H69ZM105 222V221H104ZM110 222V221H109ZM126 222V221H125ZM140 222V221H139ZM66 223V222H65ZM101 223V222H100ZM121 223V222H120ZM141 223V222H140ZM182 223V222H181ZM236 223V222H235ZM247 223V222H246ZM63 224H64V222H63ZM67 224V223H66ZM73 224V223H72ZM72 224L70 225V226H72ZM76 223H74V225H75ZM102 224V223H101ZM124 224H126V223H124ZM133 224V223H132ZM132 224H128V225H130V231H131V228H134V225H135V223L132 225ZM180 224V223H179ZM68 225V226H69ZM117 225V224H116ZM115 225V226H116ZM184 225V224H183ZM192 225V224H191ZM23 226H24V224H23ZM28 226V225H27ZM66 226V225H65ZM125 226V225H124ZM141 226V225H140ZM178 226H180V225H178ZM226 226V225H225ZM253 226V225H252ZM12 227V228H11ZM30 227V226H29ZM75 227V226H74ZM101 227H103V226H101ZM189 227V226H188ZM193 227V226H192ZM227 227V226H226ZM16 228V229H17ZM18 228V229H19ZM68 228H70V227H68ZM67 227H66V229H68ZM105 228V227H104ZM117 228V227H116ZM138 228V227H137ZM224 228V227H223ZM231 228V227H230ZM239 228V227H238ZM1 229V230H2ZM5 229V230H4ZM17 229V230H18ZM74 228H72V230H73ZM75 229H77V228H75ZM75 229H74V231H75ZM139 229V228H138ZM172 229V228H171ZM178 229V228H177ZM186 229V228H185ZM226 229V228H225ZM233 229V228H232ZM253 229V228H252ZM17 230H15V232L17 231ZM72 230H69V231H72ZM103 230V229H102ZM133 230V229H132ZM137 230V229H136ZM141 230V229H140ZM140 230H138V231H140ZM68 231V232H69ZM128 231V230H127ZM179 231V230H178ZM223 231V230H222ZM234 231H235V229H234ZM244 231V230H243ZM23 231H21V233H22ZM66 232V233H65ZM73 232V231H72ZM72 232H70L71 234H72ZM132 232V231H131ZM176 232V231H175ZM191 232V231H190ZM240 232V231H239ZM250 232H251V230H250ZM255 232V231H254ZM253 232V233H254ZM20 233V234H21ZM64 233V234H63ZM77 232H75L74 233V235L76 234ZM132 233H134L135 234V230H133V232ZM180 233V232H179ZM227 233V232H226ZM231 233V232H230ZM242 233H244V232H242ZM245 233H247V231L245 232ZM249 233V232H248ZM1 234H3L2 232H1ZM24 234V233H23ZM29 234V235H28ZM67 234H69V233H67ZM105 234V233H104ZM116 234V233H115ZM129 234H130V232H129ZM233 234V233H232ZM235 234V233H234ZM233 234V235H234ZM237 234V233H236ZM257 234V233H256ZM38 235V236H37ZM74 235H71V236H73L74 237ZM80 235V234H79ZM113 234H111V236H112ZM128 235V234H127ZM178 235V234H177ZM183 235H185V233L183 234ZM187 235V234H186ZM185 235V236H186ZM226 235V234H225ZM229 235V234H228ZM233 235H232V238H233ZM239 235V234H238ZM252 235V234H251ZM250 235V236H251ZM25 236V237H24ZM33 236V235H32ZM69 236H70V234H69ZM70 236V237H71ZM188 236V235H187ZM194 236V235H193ZM107 237V236H106ZM113 237V236H112ZM153 237V236H152ZM162 237H165V236H162ZM175 237V236H174ZM173 237V238H174ZM182 237H184V236H182ZM237 237V236H236ZM236 237H235V239H236ZM241 237V236H240ZM239 237V238H240ZM3 238V237H2ZM76 238V237H75ZM104 238V237H103ZM110 238V237H109ZM130 238V236L128 237V239ZM178 238H181L180 236L178 237ZM187 238H191L190 237V234H189V237H187ZM219 238V237H218ZM224 238V237H223ZM227 238H228V236H227ZM28 239V238H27ZM32 239V240H31ZM108 239V238H107ZM133 240H134V238H132ZM131 239V240H132ZM138 239V238H137ZM161 239H163V238H161ZM168 239L169 238H167L166 239V241H168ZM242 239V240H243ZM26 239H24V241H25ZM68 240H69V238H68ZM71 240V239H70ZM104 240V239H103ZM106 240V239H105ZM155 240H156V238H155ZM178 239H177V237H176V241H177ZM224 240H225V238H224ZM234 240V239H233ZM5 241V240H4ZM22 241V242H21ZM29 241V242H30ZM66 241V240H65ZM72 241H73V239H72ZM75 241V240H74ZM110 241V240H109ZM115 241V240H114ZM109 242V243H107V245L106 246H108V249L112 252V253H114L113 255H115V253H116V248L118 247V243H117V241L116 242ZM130 241V240H129ZM128 241V242H129ZM152 241H153V239H152ZM151 241V242H152ZM174 241V240H173ZM179 241V243H181L180 242V240H178ZM181 241H182V239H181ZM220 241V240H219ZM230 241V240H229ZM1 243H2V241H0ZM61 242H62V244H61ZM67 242V241H66ZM71 242V241H70ZM105 242V241H104ZM122 242V241H121ZM132 242V241H131ZM130 242V243H131ZM151 242H149V243H151ZM157 242H158V239H157ZM160 242V241H159ZM163 242H165L164 240H163ZM182 242H184V241H182ZM195 242V241H194ZM232 241H230V243H231ZM6 243V242H5ZM68 243L69 242H67V245H68ZM156 242L154 241V244H155ZM161 243H162V241H161ZM167 243V242H166ZM170 243V242H169ZM174 243V242H173ZM192 242H191V240H190V244H191ZM228 243V242H227ZM227 243L225 244V243H223L224 245H227ZM8 244V243H7ZM60 244V245H59ZM66 244V243H65ZM69 244H71V243H69ZM74 244V243H73ZM122 244V243H121ZM123 244H124V242H123ZM129 244V243H128ZM132 244V243H131ZM135 244V243H134ZM158 244V243H157ZM163 244V243H162ZM229 244V243H228ZM246 244V248H247V250H248V252L250 253V254H247L246 253V248H245V245ZM2 245V244H1ZM31 245H33V244H31ZM43 245V246H42ZM105 245V244H104ZM152 245V244H151ZM151 245L149 246V248L151 247ZM159 245H160V243H159ZM165 245V244H164ZM172 245V244H171ZM192 245V244H191ZM231 245V244H230ZM232 245H233V243H232ZM4 246H5V244H4ZM28 246V245H27ZM40 246H39V248H40ZM63 246V245H62ZM65 246V245H64ZM130 246V245H129ZM132 246V245H131ZM162 245H160L159 247H161ZM166 246V245H165ZM164 246V247H165ZM168 246H170V244L168 245ZM173 246V245H172ZM176 246H177V243H176ZM179 246V245H178ZM177 246V247H178ZM189 244L187 243V240H186V242L185 243H181V245L179 246V248L177 249L176 248V250L175 251H173L172 252V250H173V248H172V250H171V252L173 253H171L172 254V257L174 258V259H179V258H186L187 256H188V250H191V249H189ZM35 247H36V244H35ZM69 247V246H68ZM67 247V248H68ZM155 247V246H154ZM171 247V246H170ZM193 247V246H192ZM218 247L219 246H217V249H218ZM225 247V246H224ZM232 247V246H231ZM33 248V247H32ZM38 248V249H39ZM56 248H54L53 249V251L56 249ZM63 248V247H62ZM61 248V249H62ZM66 248V247H65ZM70 248V247H69ZM69 248H68V250H69ZM72 248V247H71ZM70 248V249H71ZM121 248V247H120ZM128 248V247H127ZM157 248H158V246H157ZM191 248V247H190ZM194 248V247H193ZM222 248L223 247H221V251L223 252V251H225L224 249L222 250ZM227 248H228V245H227ZM226 248V249H227ZM8 249H9V251H8ZM35 249V248H34ZM33 249V250H34ZM58 249L60 250V248L58 247ZM122 249V248H121ZM162 249V248H161ZM231 249V248H230ZM59 250H58V252H59ZM125 250V249H124ZM130 250V249H129ZM157 250V249H156ZM160 250V248L158 249V251ZM232 250H234V249H231V250H226V255H228V257L229 258H231L232 257V259H234V257H235V252H233ZM242 250H244L243 252L244 253H242ZM25 251V252H26ZM41 251H43L44 252V250H41ZM55 251H57V250H55ZM65 251V250H64ZM63 250H62V252H64ZM107 251V250H106ZM105 251V252H106ZM217 251V250H216ZM220 251V250H219ZM258 251H262L261 253L260 252H258ZM6 252V253H7ZM19 252V251H18ZM21 252V253H22ZM24 252V253H25ZM33 252V251H32ZM32 252L30 253V255L32 254ZM39 252H40V249H39ZM45 252H47V251H45ZM45 252L44 253H40V255L41 254H45ZM52 252V251H51ZM61 252V251H60ZM61 252V253H62ZM67 252H69V251H67ZM117 252H118V250H117ZM127 252H128V250H127ZM146 252V251H145ZM150 252V251H149ZM154 252V251H153ZM160 252V251H159ZM165 252H166V249H165ZM192 252V251H191ZM12 253V252H11ZM10 253V254H11ZM14 253H12V254H14ZM35 252H33V256L35 255L34 254ZM36 253H37V251H36ZM53 253V252H52ZM122 254H124V253H126V252H121ZM158 253V252H157ZM169 253H170V251H169ZM194 253V252H193ZM216 253V252H215ZM263 253V254H262ZM5 254V253H4ZM3 254V255H4ZM38 254V253H37ZM57 254V253H56ZM65 254V253H64ZM68 254H71V252L70 253H68ZM109 254H110V252H109ZM108 254V255H109ZM165 254V253H164ZM170 254V255H171ZM190 254H192V253H190ZM189 254V255H190ZM195 254V253H194ZM224 254V252L223 253H221V256ZM258 255V261H257V263L255 262V260H254V258L252 257L253 255ZM261 254V255H260ZM7 255H9V254H7ZM21 255V254H20ZM40 255L39 256H37V257H40ZM62 254H60V256H61ZM112 255V256H113ZM116 255H117V253H116ZM150 255V254H149ZM153 255V254H152ZM160 255V254H159ZM168 255V254H167ZM45 255H42V257L39 259H37V257L35 256V258L37 259V261H36V264H58L57 262H59L57 259V262L55 263V262H51L52 260H48V258H46V256L44 257ZM67 256V255H66ZM105 256V255H104ZM109 256H111V255H109ZM119 256V255H118ZM122 256V255H121ZM161 256V258H159V260L155 257V258H152V256H151V258L152 259H150V260H148L147 261V263L146 264H165L167 261H165L166 259H164V256H162V255H160ZM191 256V255H190ZM218 256V255H217ZM234 256V257H233ZM264 256V255H263ZM9 257V256H8ZM8 257H6V258H8ZM20 257V256H19ZM32 257V256H31ZM30 257V258H31ZM53 257V256H52ZM97 257H99V256H97ZM123 257H124V255H123ZM171 257V258H172ZM227 257V256H226ZM238 257V256H237ZM236 257V258H237ZM256 257V256H255ZM5 258V259H6ZM14 258H17L16 256L14 257ZM57 258V257H56ZM59 258V257H58ZM64 257H62V259H63ZM65 258H67V257H65ZM101 258H103V257H101ZM113 259V261L115 260L113 257H110V259ZM119 258V257H118ZM120 258H122V257H120ZM144 258V257H143ZM194 258V257H193ZM215 258V257H214ZM217 258V257H216ZM223 258H224V256H223ZM235 258V259H236ZM4 259V260H5ZM9 259V258H8ZM62 259H59V260H62ZM105 259H107V258H104V260ZM117 259V258H116ZM123 259V258H122ZM146 259H148V258H146ZM169 259V258H168ZM189 259V258H188ZM213 259V258H212ZM225 259V258H224ZM227 259V258H226ZM233 260V261H236V260H238V259H236V260ZM3 260V259H2ZM12 260H13V258H12ZM56 260H54V261H56ZM63 260H66V259H63ZM97 260H98V258H97ZM100 260H102V259H100ZM117 260H119V259H117ZM117 260H115L113 263L115 264L116 263V261ZM186 260H187V258H186ZM217 260V259H216ZM219 260V259H218ZM228 260V259H227ZM227 260H225L226 261V264H227ZM15 261V260H14ZM112 261V260H111ZM121 262H122V260H120ZM140 261H141V259H140ZM139 261V262H140ZM174 260H171V262H173ZM178 261V260H177ZM190 261V260H189ZM195 261V260H194ZM6 262V261H5ZM10 262V261H9ZM65 262V261H64ZM101 262V261H100ZM109 262V261H108ZM124 262H126V260L124 261ZM143 262V261H142ZM179 262V261H178ZM181 262H182V260H181ZM188 262V261H187ZM205 262V261H204ZM209 262V261H208ZM212 262V261H211ZM219 262V261H218ZM221 262H222V259H221ZM232 262V261H231ZM240 262H242L241 260H240ZM11 263V262H10ZM16 263V262H15ZM170 262H167V264H169ZM176 264V262H173V264ZM184 263H185V260H184ZM222 263H224V262H222ZM228 263H230V262H228ZM237 264H238V262H236ZM242 263V264H243ZM12 264V263H11ZM32 264H34V262H32ZM60 264H61V262H60ZM66 264V263H65ZM111 264H112V262H111ZM118 264H120V262H118ZM123 264V263H122ZM140 264V263H139ZM143 264V263H142ZM172 264V263H171ZM182 264V263H181ZM186 264V263H185ZM190 264H191V262H190ZM225 264V263H224ZM231 264V263H230ZM235 264V263H234ZM239 264H241V263H239Z\"/></svg>",
    "mask_w": 264,
    "mask_h": 264
}]
</instances>
